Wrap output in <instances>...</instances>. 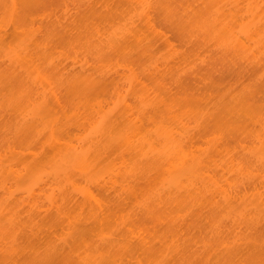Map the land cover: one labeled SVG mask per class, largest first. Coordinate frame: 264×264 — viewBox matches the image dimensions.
I'll return each mask as SVG.
<instances>
[{"label": "bare ground", "instance_id": "6f19581e", "mask_svg": "<svg viewBox=\"0 0 264 264\" xmlns=\"http://www.w3.org/2000/svg\"><path fill=\"white\" fill-rule=\"evenodd\" d=\"M8 1L11 2L10 5L12 7L13 6L12 5V1H10V0H0V4L1 5H2L3 2L5 3V5L3 4L4 5L3 9L7 8L5 6H7L6 3H8ZM22 1L25 3L24 0H22ZM168 1L170 3V1H172V0H168ZM184 1L182 0V3L184 5L186 4L188 7H190V5H188V4L192 3L191 1H194V0H190V1L188 0V2L187 1L184 2ZM219 1L220 0H201L200 2L198 1L199 4H196L197 1L195 0L194 2L198 6L197 10H196V8L192 7V4L195 7L194 3H192L191 4V8H193V9L189 10V8L186 7L189 11L187 9H185V10H187V13H185V11L183 10L185 14L183 12H180L181 16L179 15L180 17L178 16V17H176V19L172 15L173 14L178 15V14H176L177 11L173 12V10L176 9L175 8L176 6L180 5V3L177 4L179 2V0H178V2L176 0L177 3L175 2V4H177V5L174 8H172V9L171 8L169 9V7H172V5L170 6L171 3L169 4V6H167L168 4L166 6H164L165 4L163 5V2H161L162 5H157V7L158 6H161V7L163 6V8L159 9L160 8L159 7L157 9H159V10L165 9V11L163 10L162 13H163L164 16H166V18H168V15H169L168 14L169 12H167V15H165L166 14V10L172 11V13H171L172 17L170 16V18H172L174 22H172V20L170 18H169V22L171 21V23H173L172 24L173 27L176 26V20H178V19L180 20V23H179L178 26H180L183 29L180 30L179 29L180 27L178 28V26H177V28L180 31H183L182 32L183 39H181L182 36L179 37L181 42H182V40H185V39H186L185 40L186 43L187 42L188 43L191 42L192 46L194 47V49L195 48L197 49V50H195V52H197V53L200 52V51H202V52L206 51V53L210 54L209 52H211L212 54H215V56H218L220 54L219 56H221L222 58L219 59L221 61H219L218 63H220V62H222V63H220L218 65L219 67H217V65H216V64H218V63H216L218 61V59H217V57H215L217 59V61L214 62L215 64L214 63L210 64L212 62L209 63V61H208L209 65H205L206 66V68H204L205 71L208 69L209 72L207 73V72L204 71L202 73V71H203L202 70L201 71L202 74L200 75L199 72H197L199 70L197 68L198 66L197 67H195L196 65L194 66L195 68H197L196 69L197 71H195V68L191 66L193 64V61H192V64H191L190 61L188 60L189 58H186L187 57L186 55H181V58H179V55H178V57H175L174 60L170 56L172 58V59L171 58L170 59L173 61V63L169 64L168 61H166V63H168V65H170V66L168 68L162 67V66H165V65L159 66V67H162L160 70L158 69L159 71L157 70V68L156 69L152 68L154 66L153 65L151 68H152V70L154 72L157 71L156 73H153V74H156V76L155 75L153 76V74L151 73L153 71L151 69H147L148 65L146 67V70L147 71L149 70V73H147V74L150 75V73H151L152 74L151 76H153L156 79H157V77L161 76V75H159V73L166 74L167 72H165V71H167V70H168L169 73H171L172 69H174V70H176V69H178V70L182 69L183 70L184 69V71H186V68H187V70H190V73L189 74L187 73L188 75L185 74L184 76H186L188 79H190V78L194 79L195 78V80H194L195 82H196V79H197V81H200V82H204L207 79H212L213 80V78H214L213 75H215L214 73L219 74L218 76H222V78H220V80H223V81H221L222 83L224 81L228 80V79H226V80L223 79L224 76H225V78H227L229 76H230L231 79L233 78L235 81H232V82L238 81V82L244 83L246 81V85L245 84H241V85L247 86V87L243 86L245 88L244 92L241 93V95L237 94V95H240L239 98H237L236 97L237 95L235 96L234 93H233V95L236 98H234V96H233V98L235 100L232 103L229 102L231 104H226V102L228 103V101H230V99L228 101H227V99L226 100L225 99H220V101L225 102V103H220V105H219L218 101H216L217 99L214 101L215 103L218 104L217 107H216L217 111L215 113L210 114L212 111L214 112V110L213 109L211 110L210 108H208V109L211 110V112L207 111L208 113L203 109L205 111L204 112L205 114L202 113L203 110L201 112L198 111V109L200 108L199 106L202 105V103L199 106L197 105V103L201 102V100L199 99V101L196 102L197 101L196 97H198V95L196 96V94H197L196 92H195V94L192 93V95H191V93L187 92V89H188V91L190 90L189 87H187V84L189 85L190 83H188V82H191V81H188L187 78H185V80L188 81L187 84L185 83L186 84L185 86L183 85L184 84L183 83L184 79L182 81H180V82L176 79L175 81H178V83H176L174 81L176 87H175V90H172V87L174 85L171 84V85H173L171 88H170V86H171L170 84H169V86H166V84H168L169 82L166 83L165 81H163L165 79V77H166L165 76L163 78V80L159 79L161 77L158 78L160 81H162V82H159V86H160V83H161L162 85L163 84L165 85V90L170 88L169 91H174V92L170 93V97H172L173 99L169 98V94L167 92H166V95L167 94L168 95L166 97H164L163 95H165V94L162 95L163 92L161 93V90H160V93H158L157 91L153 90L154 92H157L158 94H161V97L158 95L160 97V99H157V98L154 99L153 98L154 95L151 94V95H153L152 96L153 100H151L152 102H150V100H147V97L144 96V94L147 93L146 91H148V90H145L146 89L145 88V89H143V91L145 90V93H143V91H142L143 96L140 95L141 97H137L138 101L137 100L136 101H137L138 105H135L137 108H135V106H134L135 110L133 109V107L131 108L132 104L129 105L130 103H128L129 99L131 98L130 95L132 94V92H130V94H129L130 97H127L128 99L125 98L122 101L120 100L122 103H119L120 101L117 102V99L120 98L119 96H117L118 98H116V102L118 103V105L116 107L113 106L114 108L117 109V107L121 106L120 104H123V102L124 101L126 102V100H127V102H126L127 108H126V105L124 103L123 105H125V107L122 105L121 106L122 108L121 109L119 108L120 110L118 109L121 112H117V114L115 112H111L112 114L110 115V112H108V111L106 112L105 111V113H106L105 114L103 111H101L100 106L98 105V103L101 104L102 102L101 101H99V102L96 101V100H100L101 96L103 98V94L100 95L99 99H98V95L100 93H103L104 88L106 90L107 87H104L105 85H107V84L108 85H110V84L112 85L113 83H115L116 82L115 80L117 79L116 77H121L118 80H120V79H122L124 77H122L123 75L120 76L121 74H117L118 72H120L118 70L116 72H114L116 74H112L113 72L112 73H108L110 71V69H108L109 70L108 71L105 68L106 70L105 69H103V70L108 71V72H105V74H104L103 73L104 71L102 70L103 71L102 72L100 70L102 72V74H100V77L93 78L91 72H90V74H87V73H89L88 69L93 70L94 68L93 69L91 67L89 68V66H87V61H86V63H81L79 61L80 57H81L80 56L79 59L76 60L77 62L79 61V63L77 64V62H76L75 65H73V67H72V68H75L74 69L75 70L74 78H70V80H66L67 81L66 82L64 77H62L63 78L62 79L61 78L62 75L60 76L61 80L65 81L64 83L66 84V89H67L68 93H70L69 96L70 97H71V95L74 96L72 101H74V99H76V103L73 102V103L76 104V105L73 104L74 106H76V108L74 109V107H73L74 111L72 110L73 112H75L74 115H73L75 117L74 118L75 120L72 122L73 118H72V116H70V114H72V113L68 114L67 118L71 117L72 120H69L71 124L70 125L68 124V126L66 128H64L65 124L59 123L60 120H58V118H56L57 119V123H59L58 125L54 124L55 122H53V120H56V119L52 120L53 123L49 121L51 123L50 124L48 122V124H50L48 126V127H50V129H48L49 131H48V134L46 135L45 133L42 132L43 129L41 127H39V125L37 126V124L39 122H41L40 119H43V116L41 118H39L40 121L36 123V120L34 119V116H29V115L32 114V111H29V113L31 112L30 114L29 113L25 114V112L22 111L23 109L25 111L26 110L25 108L28 107V106L31 107V108L34 107V105H35L34 104L35 103L34 100L37 97L36 94H35V98H32V97H34V95H33L34 92L31 93L33 95V96H31L29 94L30 91H31L29 89L30 87L28 86L29 90L28 89L26 90L25 88L27 87V84H26V87H25V84H22L19 81H18V84L19 85L22 84L23 86L22 85L21 86L25 87V88L24 89L22 88V90H18L17 88H19V85L15 84L17 81H14V84L17 87V88L15 87V88L18 91H21L20 94L18 92L17 93L14 92V95L16 93V95H18L17 97L20 99V100H17L18 104L19 103L21 104V100L25 99V98H26L25 101H27V99H28L27 102H29L30 104L27 103V102H26L27 104L25 102H23L27 106L26 107L23 106V108H21L22 110L19 108L20 104L16 105V108H17V106H19L18 108L21 110V112H19L18 114L16 112V108H14L15 106L13 107V105L12 106L10 105L11 108H13V109H11L13 111H10V112H12L14 114L16 113L17 115H15V116L12 115L13 117H10V115H8L9 116L8 118H7V115H5L6 116L5 120L8 119L7 122L5 120L3 121V119H0L1 120L0 123H1L2 127L4 126L3 127L4 131L7 133L6 136H8V135L10 136V137L8 136V138H5L4 134H6V133H4L3 136L0 133V187L4 188V187L8 186V188L10 187V189L6 188V190L12 191V192L6 191L7 193L4 194V196L6 195V197H3V198L5 199V202L7 203L8 202L7 199L12 198V197L16 198L17 193L20 192V194H22V195L18 194L20 196H17L18 197L17 199H19V197H21V200L19 199L20 202H24V203L26 202L25 205H27V204L29 205L28 207L31 210H33V212H29V214L33 213L32 215H34L36 213L34 216H41L43 218L52 219V220L54 219L53 220L54 222L57 221L56 224H55L56 227L54 225H51L54 222H52V223L50 222V224H49V226H51L52 229H53V226H54L55 229L61 228L60 224L64 222L63 225L65 227L63 229H61L62 234H63L64 230L68 231V229H69V231H70V232L68 231V233L70 235L68 237H69L70 240L67 239V242H66V239H64V238H67L66 234H68V233H66V231H64L66 234L64 233V235H59V236H62V237H59V236L55 237L56 235H58V233L56 232V234H52L51 233L52 231L49 232L52 229H51V227L48 226L50 228V230L49 231L45 230L46 231L45 233H47L46 237H48V238L51 237L50 238L51 240H52V238H54V239L55 238L56 239L59 238L58 241L57 240L54 241V242H58V243H59V240H62V239L64 240L63 242L60 243V245H58V244L57 245H50L49 248L48 247L45 248V247L41 246V245H43V241H45L47 239H45L46 238L44 236L45 234H43L44 230H41V231H43L42 233L39 231V233L43 234L44 239L42 238L43 240L38 242L41 237L39 239L37 238V240H36L37 247H36V245H34V243H32L33 246H31V247H30V245H32L31 243H29L27 245H28L29 249L32 248L31 252H33V254H37V255L39 254V258L40 259H37L35 257L37 255H34V256L33 255H31V256L27 255L26 258H29V259L24 260V257H25V254H26V253H24V251L26 250V247H27V245H24L25 247L23 246L24 240H25V242H29L30 238H31V240H34V239H36L37 235L41 236V234H37L35 236V238H34V236L32 238V235H35V234H31V236H28L29 238H27V240L24 238V236L20 237V235H19V237H17L18 234H20L19 232H22V234L24 233L23 235H25L26 232H23V231L24 230L28 231V229H24L22 231V229H20L22 227L19 226V225L22 224L24 226L25 223L27 224L29 222H27L26 220H23V221H26V222H22L21 221V224H18L20 222H17V221H19V220H17V221H15V224L13 225L11 223H12V219H14V217L12 219L9 218L11 220L10 221L11 223H10L8 221V217L10 215L4 216L5 218H7V220L5 218H3V216H2V218L4 220L1 218L0 219L1 222L4 221L3 222V224H4L5 221H8L10 224L8 222H6L7 224H9V227H6L8 225L5 223L6 226H5V224H4V226L6 228H4V226H1L2 223L0 222L1 228H4L2 230L5 231L4 232L5 234L0 232L1 235L2 234L5 235L6 240L9 239L8 241H10L12 244H15L16 240H18V239H19V242L22 241L21 242L22 244L18 243V241H17L18 250H17V247H15L16 248L15 252L25 249V250H23L21 252L19 251L20 254H21V257H22L21 258L22 259L21 262H20V260H18V259H20V257H18V255L20 256L19 252L17 254V258L18 259L15 256V259H17L18 262L25 263V261H26V264H31L32 262H33V264L35 262H36L35 264H58V262H59L60 264H64L63 261H65V264H69V263L72 264V262L75 261V264H117V262L120 263V262L123 261V263H120V264H127V263L131 264L130 261H133L135 264H136V262L138 264H142V262H145L143 264H146L147 259H149V261L147 263H149V262L152 263L153 260L155 258H157L158 261L155 259L157 261V262H155L156 264H170V263L175 264L173 262H176V260H177V262L179 261L178 257L175 256V255L178 254L179 252L180 253H185V249L187 250L190 245H194V247H195L196 243L192 242L189 246H187L188 248L183 249V247H181V250H180V245L184 244V242L182 241L184 239H182V238H181L182 240L180 239V241H182L181 242L182 244H180L179 240H178L180 237H178L177 234L175 235V233L178 232V230L174 231V234H172L173 233L172 229H174V227L172 228V226L170 225L171 222H172V217H171V220L169 222V220H164V218L162 219L160 214H162V215L164 214L163 217H165L167 214H168L167 216H170L169 214H172L173 211L169 210L168 207H165V206H166V204H168V205H171L172 208H175V206H174L175 203L173 202V199L175 201H178L179 202L178 204L186 203L185 205L183 204V206H184L183 209L184 210H185L186 207L189 206L188 208L191 209L190 211H193V209L195 210V209H197L199 207L201 208L200 205L203 204L204 200L205 201L207 200L206 204H207L208 207H206V204H203V205H205L206 208H209L210 207L209 204L211 203V200L215 197V199H213V200H214V202H216V204L219 201V203L225 202L227 205L224 206L225 203L224 204L223 203L217 204V205H222V206L220 208H217L216 209L217 211L216 210L215 211L212 210L210 215H213L215 213H216L215 215H217V214L220 215V212H221L222 213V215H221L222 218L226 219V217H223V215H224L223 212L227 211V209H228L227 207H229V212L228 213L226 212L227 214H225L226 216L229 217L230 216L229 215L230 209L232 208V206L230 207V205L237 204L236 205L237 207H235V205H233V207H235V210H233L234 208L232 209L234 212H236L234 214L237 215L236 216L237 219L233 218V215H232L233 213L231 212L230 214L232 215V217L230 216L229 218L230 219L232 218L234 220L231 219L232 221L230 222V221H227L228 219H226L227 224L228 223H230V224L229 225H225L226 223L225 224L222 223V225H220L218 223L219 222L221 223V219L222 218L220 217L221 219L219 218L220 220L218 219L219 222L217 223L216 216L213 215L214 218L216 219L215 222L217 223V225L214 227L213 221H211L214 218L211 217L212 219L210 221L212 223H210L211 225H209V227L213 225V228L211 227V229H212V231H213V229L216 230V232L212 233V231L210 230L211 232L209 233L210 234L209 236L211 237L212 234H216L215 236L213 235L214 237H211V238L215 239L214 241H217V242L215 243L211 238H207L206 236H208V235H205V236L202 235V237H206L208 240L211 239V241H208L209 244L213 243V244L217 245V246H209L210 252H211V253L210 252L209 253L212 255V254H214V252L215 253L217 252L216 255L214 254L213 256H211V255L209 256L208 251H206L207 252V254H206V252H203L202 250H200V248L202 246H204V245H202L203 244L202 239H205V238L201 237L202 239H200L201 241H199V243L202 242L201 243L202 246H200L199 250H196V251H197V254H198V251H200L201 254H203V253L204 254L200 256V253L197 255L196 251H195V253H193V254H196L197 258L195 259V261H194V259H192L189 262L191 264H195V263L196 264H198V263L199 264H212L211 262L213 261L214 264H217L215 260H218V262H219L218 264H220L221 261H222L221 264H264V246L261 243V242H264V240H263L264 238H261L262 240H260V236H264V232L262 230L263 227H264V224H263L262 221H264V220H261V219H263V217L261 215H264V214H261V215L258 214V216H257V211L258 210L262 209V211H264L263 210L264 209V202H263L264 198L262 199V197H259L258 199H253V198H255V196H252L253 197L252 200H254V201L257 200L256 201L257 203H255L253 208H251L252 206H249V205H252L251 203L253 201L251 203H248L251 200H248L249 199L248 197H247V199L245 198V196H248V194H249V192L247 193L246 190H248V189L251 190L252 189L251 191L253 192V190L258 188L259 186H260L259 189L261 187L262 188L264 187V116L263 117H259V116H262L264 114L262 112V111H264L263 110L264 109V102H263V106H261V104H260V101L262 99L261 96L263 97V95H264L263 94L264 93V89H261V88L256 86L258 84V85H260V87L264 88V0H246V2H243L241 0H239V1L234 0L235 2L236 1L238 2V3L236 2V4H231V2H229V0L228 1L226 0V3L229 2V7L225 8V9H224V7H227L228 4L223 6V5H221L222 3L220 4ZM222 1H224V0H222ZM234 1H232V2H234ZM240 2L241 3L243 2V5L244 4L245 5L242 7L241 6L242 4ZM182 3H181V5H182ZM224 4H225V2H224ZM1 5H0V7L3 6V5L2 6ZM182 6L180 8H182ZM214 7H215V9H214ZM177 8H178L179 11H182L179 8V6ZM184 8H185V6H184ZM1 9L2 8H0V10ZM20 9H22V11ZM20 9L17 10V11L18 12L20 11L19 13H22L23 12V8L21 7ZM5 10H3V11H5ZM192 10H193V12L190 13ZM194 10H196V12H194ZM3 11L1 13H3ZM11 12L12 11H10V13ZM30 14H32V13H29V16L33 15V14L30 15ZM186 14H189V15L185 16ZM11 15L12 16H11L10 20H13V19L15 20V18H18V17H14L13 13H11ZM40 15H42V14H40ZM29 16H27V17H29ZM144 16H145V14H144ZM34 17L36 18L37 16H35V14H34V16H32V19ZM189 17H193L194 19H198L199 18L198 19L199 21L194 20L193 18H189ZM147 19L145 18V20H147ZM26 20H28V18ZM37 20H38V18H36L35 21L33 20V22L35 24L36 23L39 24V25L37 24V26H39L38 27V29H39L40 25H41V21L37 22ZM40 20H41V18H40ZM47 20H49V19H47ZM150 21H152L151 18H149V22ZM190 21H192V24L195 23V21H197L195 23V27L196 28L193 27V29H195L194 31H193L192 28L190 29L188 27V25H187L188 24L187 22H189V24L191 25ZM28 22L29 21H25V19L23 18V21L21 19V24H22L21 26L22 27H19L20 28L19 29V28H17V26H15L14 29L16 28V29H19L21 32H24V29H27L28 27H31V28L28 29V32L29 31L30 32L31 31L32 32L37 31V28H36L37 26L35 25L36 27H32L34 23L30 21V23L27 24ZM51 22H53V21H51ZM23 23L25 24V26H27V28L25 26H23ZM31 23H33V24H31ZM144 23H146V21ZM174 23H175V26H174ZM47 24L50 25V27H51L52 23L51 24L47 23ZM149 24L151 25V23H149ZM185 24L187 25V28L186 27H182V25L184 26ZM28 25H30V26H28ZM85 25H87V24H85ZM90 25H92V24H90ZM150 25H148V28H149V30H148L147 24H146V28H147L149 34L152 33L151 32L152 30H150V28L154 27V24H153V26L152 25L150 26ZM21 28H23V31H22ZM33 28H36V30L33 29ZM81 28H83V25H82ZM40 29H39V31H40ZM108 29H110V28H108ZM116 29H117V31H120V30H118L119 29L118 27ZM156 29H157V27H156ZM47 30H49V28ZM84 30H89V29H84ZM97 31H99V30H97ZM117 31L115 30V32H113V33H117L118 34ZM154 31H156V30H154ZM159 31H160V29H159ZM159 31H157L158 34L156 32H154V33H156V35L159 36L158 38H161V41H162L163 37H165L163 39V40L166 39L165 42H163L164 46H165L167 44L166 41L169 40L168 39L169 37L165 35L164 31H163V33H161L162 30L160 31V34H161L160 35ZM195 31H197V32L194 33ZM84 32H86V31H84ZM91 32H93V31H91ZM110 32H109V34H110ZM87 33L88 32H86V34H83V35L84 36L88 35ZM23 34H25V33H22V35ZM93 34H94V32H93ZM99 34L96 35V36L100 37ZM141 34L144 35V33H142V32H141ZM1 35H2V33H1ZM22 35L18 36V37H23V38H21V41H23V39H28L27 36H26V38H24L25 35H23V36ZM48 35H49V38H50L49 32H48ZM54 35L55 34H52L51 37L54 36ZM111 35L113 36V34H111ZM142 35H139V37L141 36V38H143ZM151 35L152 34H150V35L147 34V36L152 37ZM39 36H41V32H40ZM117 36L118 35H114L113 37L109 38V40H108L109 41V45H110L109 48L111 50H115L117 48L118 50H116V51H120V49H121L120 52L122 53V55L124 54L123 56L125 57V56H127V55H125V54H127L126 53V50H127L126 47L127 46L125 45L126 43L123 42L124 45H122V43H120V47L118 48L119 39L117 40V38H115ZM147 36H145V37H147ZM101 37H103V36H101ZM101 37H100V39L104 38V37L103 38H101ZM134 37H135V35L133 37H131V38H134ZM145 37H144L143 40H147V39H145ZM34 38H36L38 40L40 37H34ZM41 38H43V37H41ZM84 38L85 37H83V39ZM137 38L138 37H136V40H139ZM2 39L4 40V37H2ZM44 39H46V37ZM153 39L154 38L152 37V40ZM31 40L33 41L32 38H31ZM37 40H36V42H37ZM81 40H82V38H81ZM96 40H98V38ZM104 40L105 39H103V41L101 40L103 42V43L101 42L102 43L101 46H103V47L98 45L101 48H104V45H105V42H106V40L105 41ZM25 41H27V40H25ZM83 41L84 40H82V42ZM89 41H91V40H89ZM170 41H168V42H170ZM93 42H95V41H93ZM98 42H100V41H98ZM86 43H88V42H86ZM133 43L136 44L137 41H135V39H133ZM141 43H140V45H142ZM171 43H172V41H171ZM20 44H24V43L21 42ZM88 44L90 45V43H88ZM106 44H107V42H106ZM149 44H151V41L149 42ZM47 45H48L47 43H46V45H44V43H43L42 46H47ZM95 45H96V42L94 43V46ZM161 45H162V43L160 45H158V46L154 45L152 47L155 50L156 47H159ZM173 45L171 44V47H173ZM26 46L28 47L27 43H26ZM107 46H108V44L105 45V48H108ZM121 46L125 47V52L122 51V47ZM137 46L139 47V45H137ZM189 46L190 45H188V47ZM129 47H130V45H129ZM167 47H169V46H167ZM193 47H190V48H193ZM29 48L30 47H28L27 49H29ZM34 48H35V46H34ZM76 48H77V46L75 47V49ZM101 48L96 46V48L91 49V50H93V53H95L94 54L95 56L92 57L94 60L96 59L98 61H101V60H104V57H106V58L108 57V50L107 51H105V50L103 51V49L101 50ZM143 48H145V47H143ZM0 49H1V47H0ZM13 49H14V47H13ZM37 49H36V51H37ZM43 49H45V47ZM128 49L130 50V48H128ZM176 49L179 50V47H176ZM194 49H193V51H194ZM5 50L7 51V49H5ZM9 50H10V48H8V51ZM15 50L16 49L13 50V52H12L13 54H14ZM24 50L25 49L18 50L12 56H11L12 53L10 52L9 56H11V57H9L7 55V53L4 51V54L6 53L7 56H5V57L3 56L4 57L3 58V57H1V55H3V54L0 53V60L2 61V59H5V58L9 57L8 59H9L10 62L8 61V59L3 60V61H8L11 64V66H12L14 62L18 63L20 60H22L23 58L26 57L25 54H27V52L25 53L26 50L25 51ZM47 50H49V48ZM177 50L173 49V51H177ZM22 51H23V54L25 53L23 58L21 56L22 55ZM27 51H29V50H27ZM35 52H34V55H36L38 57V53H35ZM103 52H105L104 53L105 56L103 55ZM120 52H116V53L117 54L119 53L118 55H120L121 54ZM130 52H128V53L130 54ZM151 52H153V51H151ZM170 52H171V49H170ZM20 53H21V55H20ZM76 53H79V52H76ZM141 53H143L142 56H144V54H146V53H144V51H142ZM175 53L176 52H174L173 54L175 55ZM178 53H180V51ZM206 53L204 52L203 54H205V56H206ZM28 54H27V56H29V55H30V57L34 56L33 54H31V51H30V54L29 55ZM81 54H82V52L79 53L78 56L81 55ZM203 54H201V55H203ZM42 55L44 56V54H42ZM92 55L89 54V56H92ZM122 55H120V56H122ZM191 55L192 54H190V57H191ZM20 56H21V58H20ZM47 56H50V55L48 54ZM78 56H76V58ZM83 56H84L83 58L85 59L86 58L85 55H83ZM30 57H29V59H30ZM35 57H34L35 61L32 58H31V60H33L35 63L36 62L37 63L42 62L40 56H39L40 59L37 58V57L35 58ZM167 57H168L167 58V60H168L169 56H167ZM208 57H209V55H208ZM88 58H90V60L92 59L91 57H87V59ZM138 58H141V57L138 56ZM143 58H146V56H144ZM143 58H141L142 61L144 60ZM25 59L27 60V58H25ZM37 59L40 60V61L39 62L36 61ZM47 59H43V60H45V62H46V60L49 61L48 57H47ZM209 59H212V58L210 57ZM216 59H214V61ZM72 60L74 61V59H72ZM141 60H140V62H141ZM187 60L189 62H187ZM196 60H197V58H195L194 62ZM1 61H0V64H1ZM52 61H51V63H52ZM105 61H104V63H107ZM146 61H148V60H146ZM8 62L4 64L6 67L10 65V64H8ZM34 62L32 63V61H31L30 63L29 62H27V63L34 64ZM92 62H94V61H92ZM51 63H49V64H51ZM71 63L73 64V62H71ZM71 63L69 62V64H71ZM101 63H103V62H101ZM111 63L113 64L114 62H111ZM150 63H148V64H150ZM157 63H159V62H157ZM182 63H184L183 67H186V68H183V67L180 68V65H183ZM19 64H23V63L19 62ZM90 64H92V63H89V65ZM124 64L126 65V63H124ZM145 64L146 63H144L143 65H145ZM151 64H154V63H151ZM161 64L162 63L160 62L157 65H161ZM52 65H53V67L56 66V68H57V63L56 64H52ZM64 65L60 64V67H62ZM99 65L100 64H96V68L99 67ZM113 65H114V68H115L116 65L115 64H113ZM29 66L30 65H28V67ZM32 66H34V65H31L30 67H32ZM38 66L40 67L41 65H38ZM38 66H34V68H36L38 70L37 72L40 71L38 73V75H39L38 78L40 80V84L42 85L43 83H41L42 82L41 79L43 77L45 79L46 78L49 79V77H50V75L52 73L46 75V72L42 70L43 68L41 70H39ZM43 66H44V63H43ZM103 66L104 65H102V67ZM2 67H4V66H2ZM17 67H15V68L19 69L18 71H21L20 68H22L23 66L20 67L19 65H17ZM92 67H94V66H92ZM15 68L13 67L14 70H15ZM116 68L118 69V67H116ZM148 68H150V67H148ZM4 69H7V68H4ZM27 69L28 68H26V71L30 72ZM65 69H68V68H65ZM119 69H121V68H119ZM52 70H54V69H52ZM97 70L93 74H97V72H98ZM131 70L134 72L133 67L130 69V73L132 72ZM182 70H180V72ZM46 71L50 72L51 70H46ZM67 71H65V73ZM113 71H114V69H113ZM6 72L7 71L5 70L4 73H6ZM41 72L44 73L45 75L42 74ZM62 72H64V71L62 70L61 73ZM69 72H70V70L66 74H68L69 76L72 75V74H69ZM1 73H2V68H1ZM23 73H21V75ZM26 73H25V75H26ZM127 73H129V72L127 71ZM181 73H183V71ZM181 73L178 74V72H177V74L180 77L182 76L184 78V76L181 75ZM206 73L208 75L210 73L213 74V75H209L211 78L210 77L206 78V75H207ZM29 74L32 76L31 73H29ZM133 74H134V77L132 76V78H130V80L134 81L133 78H135V74L136 73H132V75ZM157 74L159 76H157ZM225 74H227V75H225ZM27 75L25 77H27ZM41 75H43V76L40 77ZM101 75H103V77ZM124 75H126V74L124 73ZM141 75H143V74H141ZM216 75H215V79L218 77V76L216 77ZM1 76H2V74H1ZM10 76H11V74L9 75V77ZM15 76H16V78L18 77L17 75H15ZM31 76H30V79L32 78ZM45 76H47V77H45ZM34 77H36V76H34ZM34 77H33L34 80L32 79V81H38L37 83H39V80L35 79ZM54 77H55V75H54ZM167 77H168V75H167ZM230 78H229V80H230ZM10 79L13 80L12 77H10ZM146 79L147 78H145V80ZM153 79H151V80H153ZM215 79H214V83H216L218 81L219 77H218L217 81ZM58 80L61 81L60 79H58ZM58 80H55V81L57 82ZM124 80L123 79H122V81L120 80L119 83L122 84L121 82H123ZM6 81L7 80H5V82ZM133 81H130V84L128 83V81L126 82L128 84H126L124 82L125 87H126V85H129V87H128L129 90L134 89L133 88L134 85L133 86L131 85L132 84L131 82H133ZM247 81H248L249 85H251V86H248ZM251 81H252V83L255 82L254 83L255 85L254 84H250ZM134 82H136V81H134ZM139 82L141 84L144 83V81L142 82V78L140 79ZM155 82H157V80ZM200 82H198V84ZM37 83H36V85H38ZM52 83H55V82H52ZM119 83H117V84H119ZM211 83H213V82H211ZM214 83L212 84L214 87L212 86L210 88H216V85H214ZM48 84L49 85L51 84L49 80H48ZM61 84H60V86L62 87L63 85H61ZM145 84H147V82H145ZM225 84H226V82H225ZM234 84H236V83H234ZM238 84H240V83H238ZM153 85L154 84H152V87H155L156 89L158 88V87L153 86ZM164 85L162 87H164ZM192 85H195V83H192ZM200 85H202V83ZM200 85L199 86L197 85V86L200 88L201 87ZM229 85H232L231 84V80H230V84ZM252 85H253V88H252ZM46 86L47 85H45L43 87H46ZM60 86L58 87L59 89L57 88L59 91H61ZM138 86L139 85H137L135 87L138 88ZM140 86H139V88H140ZM143 86H145V85L143 84ZM219 86H220V84H219ZM219 86H218V89L220 88ZM119 87H120V85H119ZM147 87L149 88L151 86L147 85ZM185 87H187V88H185ZM192 87H194V86H191V89H195V88H192ZM237 87H240V86H237ZM254 87H257L259 90L254 88ZM7 88H8V86H7ZM48 88L50 89V87H48ZM114 88H116V87L114 86ZM117 88L115 90H118ZM120 88H122V87H120ZM120 88H119L120 92L118 91V93H122L121 92L122 90H120ZM223 88H225V86H223ZM240 88H242V87H240ZM2 89L1 90L4 91L3 87H2ZM134 90H136V89H134ZM157 90H159V89H157ZM261 90H262V92H261V95H260V91ZM131 91H133V90H131ZM139 91L140 90L134 91V94H136L135 92L140 93ZM1 92H0V94H2V95H0V96H3L5 92L4 93L3 92L1 93ZM41 92H42V90H41ZM61 92H59V93H61ZM113 92H114V90H113ZM150 92H151V90H150ZM237 92H238V90H237ZM59 93H57V94H59ZM105 93L106 92H104V94ZM115 93H117V92H115ZM118 93L116 95H118ZM151 93H153V92H151ZM6 94L7 95H6L5 99H4V97L3 98L0 97V99L2 100V101H0V103L5 101V100H7V98H8V101L7 102L5 101V103H4L7 106V104H10L13 100L10 101V98H11L10 96L11 95L8 94V93H6ZM39 94H37V95H39ZM48 94H50V93H48ZM48 94H47V96H44L42 98L44 100L40 99V101L42 100L41 102H43V101L45 102V100L47 99L49 101V102H47L48 106H49V104L52 101L58 99L59 96L56 98V96H57V94H56L55 98L53 97L54 99H52L51 97L47 98ZM147 94H149V93H147ZM173 94H175V95L173 96ZM176 94L178 95L177 97H176ZM258 94L260 95V97H258ZM14 95H12V97H14ZM40 95H43V94H40ZM44 95H46V94H44ZM50 95H52V94H50ZM106 95L107 94H105V97H106ZM230 95H232V94H230ZM230 95H229V98H231ZM113 96H114V93H113ZM125 96H127V94ZM125 96H122V97H125ZM30 97L32 98V100L30 99ZM134 97L135 96H133V98ZM154 97H156V96H154ZM174 97H176V99ZM102 98H101V100L103 101L104 98L103 99ZM164 98H166L168 101H170V99H172L171 103H169L168 101H167L168 102L167 103L166 100H163ZM226 98H228V97H226ZM148 99H149V97H148ZM36 100L38 101V99H36ZM37 101H36V104L40 105V104H38V102L39 103H41V102L40 101L37 102ZM13 102H15V100ZM31 102H32V104H34L33 106H30ZM111 102H113V101L111 100ZM111 102H110V104H111ZM133 102H135V101H133ZM23 103L21 105H24ZM58 103H60V101ZM103 103H102V106H103ZM60 104H59V106H60ZM56 105H57V103H56ZM97 105H98L99 108H97ZM206 105H207V103H206ZM6 106H5V108H6ZM8 106L6 108L7 109L6 111L10 110V107H8ZM41 106L42 107L44 106L42 108L43 110H47L48 109V106L45 103H41ZM41 106H35V107L38 108V107H41ZM104 106L111 107L110 105H104ZM205 106H203L202 108H204ZM3 107L4 106L0 104V110ZM46 107H47V109H45ZM68 107L69 106H67L66 108H68ZM197 107H199V108H197ZM103 108H105V107H103ZM40 109L41 108H39V110ZM50 109H51V107H50ZM70 109H72V108H70ZM208 109H206V110H208ZM118 110H116V111H118ZM51 111H49V109H48V115L50 117H51V115L49 113ZM65 111H67V110H65ZM72 111H70V112H72ZM109 111H112V110H109ZM114 111H115V109H114ZM53 113H52V115L54 116L55 113L54 114ZM67 113H69V112H67ZM67 113L65 114V116L67 115ZM113 113H115V114L113 115ZM261 113H262V115H260ZM208 114H210L211 116L210 115L208 116ZM33 115H35V113ZM242 115H245V117H244L245 120H243L244 118L242 117ZM3 116H4V114H3ZM205 117H206L205 120L207 121L209 119L208 120L209 122L206 123V121L203 120ZM0 118H2V116H0ZM200 118H202L201 121H199ZM241 118H243V119H241ZM238 119H240V120H238ZM3 122H6V123L3 125L2 124ZM34 122L36 123L37 128H39V129L41 128L42 131L38 130L39 131L38 132L37 130H33V127L34 128L36 127V126H33V125H35ZM201 122H202V125H201ZM203 123H205V124H203ZM210 123H212V124H210ZM52 124H54L53 125V126H55L54 128L51 127ZM252 124H253V126H252ZM41 125H43V123H41ZM60 125L63 126V128L60 127ZM213 125L216 127V129L215 128L213 129L214 132L217 131L216 133H220L221 134L220 135V139H222V134L223 133L219 132L217 130V128L218 129L229 128L230 132H232V134H231L232 136L229 135L230 139H231V137L233 138V134L234 135L237 134L241 138V140L243 142V145H244L243 139L247 138V136H252L253 135L252 138H253L254 144H253V142H251L252 145H253V148L252 149L249 148V150L248 149L246 150L245 147H243L245 149V153H247L246 154L247 156L245 155L246 157L243 156V158L244 159L246 158V159L242 160V158H240L239 160H242V162H239V161H237V158H236V162H239V164H238V163H236V162H234L232 160L233 158H231L233 163H231V161H230L229 164L227 165V169L232 168L235 165L234 163H236V165H237V166L235 165L232 168V170H231V172H234V175L238 174V176L235 175V178H234V176L232 177V178H234V181L237 179V182L235 181V186H233V187L228 182L229 179H230L229 178L230 176L228 177V170H226L227 172H225L224 167L222 168V166L217 164L215 159L211 155L203 156L204 158L210 156L211 159L210 158H206L207 159L206 160L203 157L201 158L199 155L194 154V155H196V156H194L193 153H192L194 147L198 148V147H196L197 141L195 140V135L196 134H201L202 133L201 132L202 129H204V130H207V129H210V128L212 129L214 127ZM247 125L251 126V127L248 129ZM254 125L258 126V128L260 127L261 129H258ZM56 127L61 128L63 130V131H60L61 129L59 130L61 135H62L61 132H65V131L68 132L69 130L71 131L73 128L75 130L77 129L79 132H77V131L76 132L77 133H81V135L78 134L77 137L76 136L71 137L73 139H74V137L77 138L75 143L66 142L65 140L62 139V136H59V137L57 136V134H56L57 132L55 133V135H54V133L50 132L51 129L53 130ZM208 127H210V128H208ZM254 127L256 128V130L258 129L257 130L258 132L255 130ZM32 130H33V132H32ZM75 130H74V132H75ZM35 131L37 133L34 134ZM2 133H3V131H2ZM51 133H52V135L50 137L49 134H51ZM65 133H63V135ZM82 133H83V135H82ZM254 133H256V134H254ZM40 134H42V135L45 134L42 137L44 139L50 138V141L49 140H45L46 145H47L46 150H44L45 148H43L44 146L46 147V145H43L45 142L42 143L43 147L40 146V148L42 147V149H43V151H45V153L44 152L43 153L39 152L40 156L39 157L37 156V155H39V153H38L33 158V157H29V156H31V154H32V156L35 154L32 151H31L32 153L28 152L30 155H25V156L21 155V153L19 152L20 156H18L19 153H17L16 150H15V149H17V147L18 148L21 147L24 150L30 151L31 147L36 145L35 146V149H36L37 145H41V143H39L40 142L39 140L41 139L42 135H40ZM45 136H46V138H45ZM248 138H249V141H252L251 140L252 138H250V137H248ZM9 139L15 140L14 142H16L17 144L13 143V142L12 143L9 142ZM44 139H43V141H44ZM73 139H71V140H73ZM228 139H229V137H228ZM37 142H38V144H37ZM48 142H49V145L47 144ZM10 143L12 145H10ZM251 146H249V147H251ZM14 147H16V148H14ZM221 148L222 147H220V149ZM200 149L202 150L203 148H199L198 151H200ZM205 150H207V149H205ZM219 150H215V148H214V149L210 150V152H219ZM220 151H222V149ZM208 152H209V149H208ZM222 152H220L221 156H222ZM8 153H9V155H8ZM220 153H217L216 156L220 155ZM245 153H243V154H245ZM16 155H17V157H14ZM197 156L200 158V160H199V158ZM8 158H10V159H8ZM13 158L17 159L18 161H16V163H15ZM30 158H31L32 161L30 160ZM202 159H204V160H202ZM8 160L11 163L13 162L15 164H11L10 162L8 163ZM22 161H24V162L27 161V162L23 163ZM214 161H215V163H214ZM20 163H23V165L20 164ZM230 163L233 166H231L229 168L228 166H230ZM251 163H252L253 166L251 165ZM253 163H255V164H253ZM16 164H20L21 166L18 165L17 166L18 169H17ZM116 164L118 166H116ZM208 164H210V165H208ZM214 164H217L216 167H219V166L220 167L216 168V169H213L214 166H215ZM257 164L259 166H257ZM13 165H15V166L13 167ZM254 165H255V167H258L260 169L257 172H256L255 169H258V168L253 169L257 174L252 169H250V168L254 167ZM202 166H203V168L205 167L206 169L208 167L212 168L213 171L219 169V172H220L221 170H223V173L225 172L224 174H227V176L224 175L222 172L219 173L218 171H215L216 174L213 173V175H212L211 174L212 172L208 173V171L207 170L205 171L204 170L205 168H204L203 172L211 174L212 177L210 175H206L205 176V174H203V172H201L202 171ZM248 168L250 170H252V172L249 171ZM253 173H255V174H253ZM214 174H215V176H214ZM220 174L223 175V176H221ZM219 175L222 177V178L220 177L221 179L219 178ZM224 176L226 178L228 177L226 183H229L230 185H227V184L225 185ZM236 176L238 178H236ZM215 177H217V178H215ZM10 179H11L13 184H11ZM219 179L220 180L224 179V182L220 181ZM8 181H10V182L9 183H5V182H8ZM219 181L221 183H219ZM232 181H233V179L232 180L230 179V182H232ZM218 183L221 184L222 186H220ZM5 184H7V185H5ZM9 184L11 186L13 185V187H11ZM14 187H16V190L18 191L17 193H15ZM233 188L235 189V193L237 194V196H239L241 194V192H242V197L243 198L241 199V201H240L241 196H240V198L239 197L237 198L235 196L237 199L234 197L235 193L232 192ZM4 190H5V188H4ZM226 190H227V192H228V190L229 191L232 190L231 192L234 193V195L231 194V192L227 193ZM245 191L247 193L246 195L244 194ZM239 192H240V194H238ZM10 193H13V195L14 194H16V195L12 196ZM218 194L219 195L221 194L220 196H222V197H220V198L216 197V196H218ZM224 194H226V195H224ZM229 194H231V195H229ZM227 195H229V199H230V196L233 195L234 198L233 197L232 198L235 201H233L232 199H230V200L226 199ZM201 198L204 199V200H202ZM221 198H223V199H221ZM4 199H2V198L0 199L2 201V202L0 201L1 202V204H0V216H1V214L2 215L6 214V211H7L5 209V208H7V206L6 207H2L1 206V205H5L6 204L5 202H4L5 204H3ZM200 199L202 201H199ZM216 199L218 201H216ZM219 199H221V201ZM243 199H245V200H243ZM259 199L260 200L262 199L261 202H258ZM197 200L199 202H197ZM213 200H212V202H213ZM237 200H239L240 203H237ZM170 201H172L171 204L169 203ZM195 201L198 204L197 208H191V207H196V206H194ZM205 201H204V203H205ZM230 201H231L232 204L230 203V205H229L228 203ZM245 201L246 202L248 201L247 202L248 204ZM11 202L14 204V206H12L13 204H11ZM241 202H242V204L243 203L244 204L246 203V204L242 205ZM190 203H192V206H190L191 205ZM199 203H201V204H199ZM213 203H211L212 205L211 204L210 205L211 206L215 205ZM18 204H19V208H20V205H22L23 203H18ZM172 204H173V206H172ZM238 204L240 206H243V207L241 208ZM131 205H133V209L130 207ZM186 205H188V206H186ZM246 205L249 206L250 210H247L248 207ZM259 205H263V208H259ZM10 206H12L13 209H15L14 212L16 211V209H17V211L21 210V209L18 210L17 206L12 201V199L10 200ZM244 206L246 207V210L244 209L245 208ZM24 207H26L27 208L26 210L29 211V208L27 206H24ZM73 207H75L76 209H73ZM222 207H223V209H222ZM238 207H239V209H238ZM70 208H72V209H70ZM163 208H165L163 210L164 212L161 211V209H163ZM166 208H167V210H169L168 212H166L167 211ZM188 208H186V209L189 210ZM202 208H204V206H202ZM224 208H226V210H224ZM4 209H5V211H4ZM69 209L70 210H74L75 214L80 212L79 215H82L84 213L83 215L85 216V219H84V216H78V215L75 216V214H74V217L75 218L78 217V220L80 218H81L80 221L82 219L85 220V221L82 220L84 222L83 225H82V221L80 222L81 225L79 223L80 227H77L75 225L76 224V223H74V222H76V221H74L75 218H69L70 213H67V212H70ZM128 209L131 210V212L128 213V211H129ZM236 209H237V211H236ZM240 209H242V212L243 211L244 212H246V211H248V212L250 211L251 212V210H252L253 213H254V211L256 209V211H255L256 214L254 213L255 214L254 215L251 212V215H253V217L257 216V219H258V217H260V221L257 220L256 218H252V217L250 218L251 215L244 214V212H243V214L247 215V218H245L246 216L242 217V214H240V213H242ZM75 210H77L78 212L77 211L75 212ZM187 210H185V211H187ZM208 210H211V209L209 208ZM82 211H83V213H82ZM84 211H86V213ZM7 212L11 213L10 211H7ZM209 212L210 211H208L207 213H209ZM258 213H260V212L258 211ZM262 213H264V212H262ZM32 215L27 217V219L29 218L28 220L30 222L34 223L35 219H34V221L32 220L33 219ZM219 215H217V217H219ZM238 215H240V216H238ZM31 216H32V218H31ZM10 217H12V215ZM234 217H235V215H234ZM30 218H31L32 221L30 220ZM55 218H56V221H55ZM64 218L65 219L69 218V219L65 220L66 221L65 222ZM168 218H170V217H168ZM248 218H250V219L248 220ZM70 219L71 220L73 219L72 222L70 221ZM14 220H16V219H14ZM161 220L165 221V224H166L165 226H163L164 222L160 223ZM166 221L169 224H167ZM37 222H35V223L36 224L40 223V221L38 223ZM58 222H60V224H58ZM68 222H69L70 225L67 224ZM154 222L158 223V225H161V226L158 227L161 230V232H159V233L163 234L165 232L164 233L165 235H163V236H165L168 239V240L166 239L167 241L165 239H164L165 241L164 240L162 241V239L164 238L163 237L162 239H160V241L157 240V242H155L156 239H158L159 237H162V234L158 235L157 231L159 229L157 227L155 229L153 228L154 229L153 231L148 229L149 224L154 223ZM16 223L18 225H16ZM65 223L67 225H65ZM36 224H34V225H36ZM39 225L42 228V226L46 225V222L43 225L41 223ZM39 225H37V227ZM59 225H60V227H59ZM87 225L88 226L90 225V227L93 228V230L95 231L94 233L97 232L96 230H99L97 233H99L101 231L100 232L101 236L98 235V237H97L98 239L95 238V236H97V233H96V235L93 236L96 240L90 239L89 236H88V232L86 231V226ZM172 225H175V223L174 224L172 223ZM29 226L30 225H28L27 227H25V226L24 227L28 228ZM67 226L69 227L68 229L66 228ZM15 227H16V230L19 229L18 230L19 232L16 235L14 234L16 232V230L14 229L15 230L14 231L13 229H11V228H15ZM161 227H163V228H161ZM165 227L169 228V230L166 229ZM7 228L8 229L10 228L9 231L13 230L14 232L10 231L9 232L10 235H9L8 232L6 231V230H8ZM35 228H36V226H35ZM175 228H176V226H175ZM223 228L228 229L230 234L232 233L231 230L232 231L233 230L238 231L237 229H239V231H241L240 232V236L238 235L239 232H237L238 234H236L235 233L236 231L235 232L233 231V233L236 234V235L235 234L233 235L234 237L236 236L234 238L233 236H230L229 234H226V233H229L228 230H227V232L223 233V234H224V236L227 235V236H225L227 238H229L228 236H230L231 238L233 237L232 238V242H229L231 240V238H229L230 240L228 239L229 241H227V238H225V240H224L221 237ZM29 229L32 230L34 228H29ZM36 229H38V228H36ZM36 229H34L32 231L37 232ZM163 229H165L166 231L162 232ZM155 230H156V234H153L155 236L154 237H153V235L150 236L149 233L155 232ZM259 230H262L263 233L260 232ZM6 232H7V234H6ZM242 232H247L249 234H244ZM259 232L262 233L263 235H261ZM168 233H169L168 236H171V234H172V235H174V237H167ZM257 233H259L260 235L257 234ZM48 234H50V235L52 234L54 236H49ZM180 234L181 233H179V235ZM11 235L13 237H11ZM28 235H29V233H28ZM15 236L17 237L16 240H15V238H16ZM64 236H66V237H64ZM155 237H156V239H154ZM175 237H177V239ZM171 238H173L175 241H177L178 244H176L177 242L175 244H173L175 241H173ZM169 239L172 240L171 247H170L171 243H169V242H171V240H169ZM51 240H50V242H51ZM34 242H35V240H34ZM52 242H53V240H52ZM160 242H163L164 244H162ZM165 243H166V245H165ZM189 243H187L186 245H188ZM16 244L12 245L11 247L17 246ZM19 245H21V246H19ZM155 245L159 246V247L161 245H163L162 247H160V249H163V248L165 249V248H167V246H169L170 248L165 249V250L163 249L164 250V252H163L164 255L161 252L159 254H162V255H158V253H155L156 248H157ZM197 245H199V244H197ZM207 245L205 244L206 248L208 247ZM22 246L24 247L23 249H22ZM172 247H174V248L177 247L178 249L177 248L176 249L179 250V252H176V249H174ZM211 247H212V249H211ZM13 248H12V253L14 252ZM43 248H45V249H43ZM217 248H218V250H217ZM160 249L157 248L156 252H158V250H160ZM196 249H198V248H196ZM36 250H40L41 252L37 251L38 252L37 253ZM60 250H61V252H60ZM136 250L137 251L139 250L140 252H137ZM173 250H175V252H176V253L174 252L175 254L173 253ZM190 250L188 249V251H186L188 256H189L190 253L192 254V252L194 251L192 249L191 250L192 252H190ZM42 251H44V252L42 253ZM47 251L49 252V255H47L48 254ZM62 251L73 252V253H75L76 256L75 257L71 256L70 260L68 261V259H65V258H68V256H65L64 254H62ZM181 251H183V252H181ZM169 252H171L170 253L171 257L172 258L174 257V259L169 257ZM16 253H13V254H16ZM134 253H136V255L138 253V255L136 256ZM166 254H168V255H166ZM55 255H56V257H55ZM157 255L161 256V258L160 257H156ZM185 255H186V253H185ZM185 255L183 254L182 256L184 257ZM138 256L141 257V258H139ZM165 256H166L167 259L165 258ZM178 256L180 257V255H178ZM194 256L195 255H193V257ZM31 257L32 258L34 257V258L32 259ZM52 257L55 258V259L58 258V257H60V258L57 259L58 262L56 263V261H54V259ZM176 257H177V259H176ZM71 259L72 260L74 259V260L72 261ZM17 260L15 261L16 263H17ZM23 260H24V262H23ZM40 260H41V262H39ZM59 260H61V262ZM171 260H173V261L169 262ZM2 261L3 260H0V264H5L6 263V262L4 263ZM124 261H127V263L126 262L124 263ZM163 261H165V262H163ZM181 262H184V261L181 260ZM186 262H188V261L186 260ZM186 262L185 263H180V261H179L180 264H186ZM193 262H195V263H193ZM13 263L14 262L6 263V264H13Z\"/></svg>", "mask_w": 264, "mask_h": 264}, {"label": "rangeland", "instance_id": "374dc122", "mask_svg": "<svg viewBox=\"0 0 264 264\" xmlns=\"http://www.w3.org/2000/svg\"><path fill=\"white\" fill-rule=\"evenodd\" d=\"M10 1H12V7H11V2H9L8 1V3H6L7 4V6H5V7H7V8H4L3 9V7H4V5H5V3L3 2L2 3V7H0V8H2L1 10L3 11V10H5V11H3V13H1L2 11L0 10V47H1V49H0V53L1 54H3V55H1V57H5V56H9V53L11 52H13V50L14 49H16L15 50V52L16 51H18V50H21V49H25L24 51H25V53L27 52V54L29 53L30 54V51H31V54H33L34 55V52L36 51V49H37V51L35 52V53H38V57L36 56V55H34V56H32V57H30V55L29 56H27V54H25V58H27V60L25 59V58H23L24 57V54H23V51H22V55H21V53H20V55L22 56V60H20L19 62L20 63H23V64H19V62L17 63H13V67L15 68V67H17V65H19L20 67H22V68H20V70L21 71H18L19 69H16L15 68V70L13 69V67L11 66V64L9 63L10 61H9V57H11L12 55H14L15 54V52H14V54L12 53L11 54V56H9L8 58H5V59H2V61H1V64H0V73H1V68H2V76H1V74H0V92L3 90L2 89V87L4 88V91H2L3 93H4V95L3 96H0L1 98H3L4 97V99L6 98V93H8V94H10L11 96V98H10V101H14L15 100V102H11L10 104H7V106L8 107H10V110H8V111H6L7 109V106L4 104L5 103V101L7 102L8 101V98H7V100H5V101H3V102H1L0 104L1 105H3L4 107L3 108H1V110H0V116H2V118H0V119H3V121L6 119L5 117V115H7V118L9 117L8 115H10V117H13L12 115H17L19 112H21V108H23V106L24 107H26L27 105H25L23 102H27L28 101V99H27V101H25L26 100V98L25 99H22L21 100V104L23 103L24 105H21L20 103V107L19 106H17V108H16V105H19L18 104V101L17 100H20L17 96L18 95H16V93L18 92L19 94H20V92L21 91H18V90H22V88L24 89L25 87H26V84H27V87L25 88L26 90L28 89V86L30 87L29 89L31 90L30 91V95L31 96H33L34 95V97H32V98H35V94H36V98H35V100H34V104H32V102H31V105L30 106H33L34 105V107H26L25 109V111H24V109L22 110L23 112H25V114H28L29 113V111H32V114L31 115H29V116H34V119L36 120V123L37 122H39L40 120H41V122H39L38 124H37V126L39 125V127H41L42 129H43V131H42V129L40 128H37V126H36V123H35V125H33V126H36L35 128L33 127V130H41L43 133H45L46 135L48 134V129H50V127H48L51 123L50 122H52V120L53 119H56V118H58V120H60V122L59 123H63V124H65V126H64V128H66L67 126H68V124L70 125L71 123H70V121L69 120H72L71 119V117H69V118H67L68 117V114H70V113H72V114H70V116H72V118H73V120H72V122L75 120L74 118V113L75 112H73L74 111V109L76 108V106H74L73 104H75L76 103V99H74V101H72V99L74 98V96L73 95H71V97L69 96L70 95V93H68V91H67V89H66V84L64 83L66 80H70V78H74V76H75V68H72L73 67V65H75V63L77 62L76 60H78L79 59V57H80V62L81 63H86V61H87V66H89V68L91 67L93 70H90V69H88L89 70V73H87V74H90V72L92 73V77L93 78H98V77H100V74H102V72L105 74V72H108L109 70L108 69H110V71L108 72V73H112V74H116V73H114V72H116L117 70L118 71H120V72H118L117 74H121L120 76H122V77H124V78H122L124 81L123 82H121L122 84H120L119 82H120V80L122 81V79H120V80H118L119 78H121V77H116L117 79L115 80L117 83H119V84H117L115 81V83H113L112 85L110 84V85H105L104 87H107L106 88V90H105V88H104V90H103V93H100L99 95H98V99H99V97H100V95L101 94H103V98H102V96L100 97V100H96L97 102H99V101H101L102 103H103V106H102V103L101 104H99L98 103V105L100 106V109H101V111H103L104 113H105V111L107 112H110V115L112 114L111 112H115L116 114H117V112H121V111H119L122 107V105L125 103V105H126V108H127V104H126V102H127V100H126V102L124 101L123 102V104H120L121 106L120 107H117V109L116 108H114V107H116L117 105H118V103L117 102H119L120 100L122 101L123 99H125V98H127V97H130L131 96V98L129 99V101H128V103H130L129 105H131V108L133 107V109H134V106L135 105H138V103H137V101H138V98L137 97H141L140 95H142L143 96V93H145V90H148V91H146L147 93H149V94H144V96L145 97H147V100H150V102H152L151 100H153L152 99V96L154 95V96H156V97H154L153 96V98L155 99V98H157V99H160V97H161V94H158V93H160V90H161V93H162V95L163 94H165V95H163L164 97H166L168 94H169V98H172V97H170V93L171 92H174V91H169V89L172 87V90H175V87H176V85H175V83H174V81L177 79L179 82L180 81H182L183 79V85L185 86L186 84H187V82L188 81H191V82H188V83H190L189 85L187 84V87H189V89L191 90H189L188 91V89H187V92L188 93H191V95H192V93H194L195 94V92L197 93L196 94V96L198 95V97H196V99H197V101L196 102H198L199 101V99L201 100V102H199V103H197V105L199 106L201 103H202V105L203 106H205L206 105V103H207V107L205 108H202L203 106L202 105H200L199 107H197V108H199L198 109V111H202L203 109L207 112H211V110L213 109L214 110V112L212 111L210 114H212V113H215L216 111H217V103H215L214 101L216 100V101H218V103H219V105H220V103H225V102H222V101H220V99H227V101L230 99V101H228V103L226 102V104H231L235 99L234 98H239V96L241 95V93H243L244 92V90H245V88L243 87V86H245L246 85V81L244 82V83H241V82H238V81H236V82H232V81H235L233 78L231 79L230 78V76L229 77H227V78H225V76H224V78L223 79H228V80H226V81H224L223 83L221 82V81H223V80H220V78H222V76H218L219 74H217V73H214L215 75H216V77L218 76L219 77V79H218V77L215 79V75H213V74H209V75H213V80L212 79H207L206 81H204V82H200V81H197V79H196V82L194 81L195 80V78L194 79H191L189 76V78L190 79H188L186 76H184L185 74L186 75H188L189 73H190V70H187V68L186 67H183L184 66V63H182L183 65H180V68H186V71H184V69L182 70V69H180V70H182L183 71V73H181L180 72V70H178V69H176V70H174V69H172V71H171V73H169L168 72V70L167 71H165V72H167L166 74H162V73H159V75H161V76H159L158 74H157V76H159V77H161V78H159V77H157V79L156 78H154L153 76L155 75L156 76V74H153V73H156V72H154L153 70H152V68H154V69H156L157 68V70L159 69H161L162 67H166V68H168L170 65H168V63L169 64H172L173 63V61L171 60L172 58H173V60L175 59V57H178V55H179V58H181V55H186L187 57L186 58H189L188 60L190 61V63L192 64V61H193V64L191 65L192 67H194L195 65V67H197L199 70L197 71L196 69L197 68H195V71H197V72H199V74L201 75L204 71H205V69L204 68H206V66L205 65H209L208 64V61H209V63L210 62H212V63H210V64H213L214 62H216L217 61V59H218V61L216 62V63H218L219 61H221V60H219L220 58H222L221 56H219L218 54V56H215V54H212L211 52H209L210 54H208V53H206V51H200V52H195V50H197L196 48L194 49V47L192 46V43L191 42H185V40H182V42L180 41V39H179V37H181L182 36V32L183 31H180V30H182L183 28H181L180 26H178L179 25V23H180V20L178 19V20H176V26H175V23H174V26L175 27H173V23H171V21L169 22V18H170V16H171V13H172V11H168V10H166V14L165 15H167V12H169L168 14V18H166V16H164L163 15V10L165 11V9H162V10H159V9H161V8H163V6L161 7V6H158L157 7V5H162V3L161 2H163V5L164 6H166L167 4V6H169V4H170V6L172 5V7H169V9L171 8H174L177 4H179L180 3V5H178L179 6V8L182 6V8H180L182 11H179L178 10V6H176L175 8L176 9H174L173 10V12H176V14H178V15H175V14H173L172 16H174V18L176 19V17H178L179 15H180V12H183L184 13V11H185V13H187V8H189V10H191V9H193V8H196V10H197V5L196 4H199V2L201 1V0H196L197 1V3L195 4V0L194 1H191L192 3H194V5H195V7L193 6V4L192 3H190V4H188V5H190V7H188L186 4L184 5L183 3H182V0H179V2H178V0H177V2H176V0H172V1H170V3H169V1L168 0H24L25 1V3L22 1V0H10ZM30 1V2H29ZM184 1V0H183ZM185 1H187L188 2V0H185ZM184 1V2H185ZM190 1V0H189ZM199 1V2H198ZM228 1V0H227ZM232 1H234V0H232ZM231 0H229V2H231V4H236V2L237 1H239V0H237L236 2L234 1V2H232ZM241 1H243V2H246V0L244 1V0H241ZM137 2V3H136ZM139 2V3H138ZM167 2V3H166ZM174 2V3H173ZM175 2L177 3V4H175ZM220 2V4L221 5H227V7H224V9L225 8H228L229 7V2L228 3H226V0H224V1H222V0H220L219 1ZM218 2V3H219ZM224 2H225V4H224ZM243 2L241 3L242 5V7L245 5H243ZM22 3V4H21ZM28 3V4H27ZM158 3V4H157ZM181 3H182V5H181ZM238 3V2H237ZM175 4V5H174ZM191 4H192V7L193 8H191ZM219 4V5H220ZM230 4V5H231ZM21 5V6H20ZM25 5V6H24ZM218 5V6H219ZM184 6H185V8H184ZM239 6V5H238ZM14 7V8H13ZM23 8V12L22 13H19L17 10H19L20 8ZM25 7V8H24ZM160 7V8H159ZM187 7V8H186ZM157 8H159V9H157ZM166 8V7H165ZM184 8V9H183ZM167 9V8H166ZM185 9H187V10H185ZM214 9H215V7H214ZM21 11H22V9H20ZM184 10V11H183ZM188 10V11H189ZM196 10H194V12H196ZM10 11H12L11 13H13V15H14V17H18V18H15V20L13 19V20H10L11 19V13H10ZM18 12V13H17ZM193 12V10L190 12V13H192ZM29 13H32V14H30V15H32V16H34V14H35V16H37L36 18H38V20H37V22H40L41 21V25H40V31H39V29H38V27L39 26H37V24L38 23H34L33 22V20L35 21V17L32 19V16H29ZM141 13V14H140ZM162 13V14H161ZM165 13V12H164ZM184 13V14H185ZM28 14V15H27ZM40 14H42V15H40ZM144 14H145V16H144ZM147 14V15H146ZM182 14V13H181ZM19 15V16H18ZM141 15V16H140ZM187 15H189V14H186L185 16H187ZM27 16H29V17H27ZM41 16V17H40ZM149 16V17H148ZM171 16V17H172ZM181 16V15H180ZM179 16V17H180ZM184 16V15H183ZM182 16V17H183ZM195 16V15H194ZM181 17V18H182ZM199 17V16H198ZM23 18L25 19V21H29L27 24H29L30 23V21L31 22H33V23H31V24H33V26L32 27H36L37 28V31H34V32H28V29L29 28H31V27H28L27 28V26H25V22L23 23V26H25L27 29H24V32H21L19 29V27H22L21 25V19H22V21H23ZM28 18V20H26ZM31 18V19H30ZM40 18H41V20H40ZM145 18L147 19V20H145ZM149 18H151L152 19V21H150L149 22ZM168 20H166V19ZM189 18H193V17H189ZM188 18V19H189ZM197 18V17H196ZM30 19V20H29ZM47 19H49V20H47ZM171 20H172V22H174L173 21V19L172 18H170ZM183 19V18H182ZM187 19V20H188ZM194 19V18H193ZM192 19V20H193ZM199 19V18H198ZM198 19H194V20H197V21H199ZM88 20V21H87ZM186 20V19H185ZM184 20V21H185ZM51 21H53V22H51ZM84 21V22H83ZM146 21V23H144ZM197 21H195V23L197 22ZM88 22V23H87ZM191 22V25L189 24V22H187L188 24V27L191 29H193V27L194 28H196L195 27V23H193L192 24V21H190ZM47 23H52L51 24V27H50V25H48ZM82 23V24H81ZM84 23V24H83ZM149 23H151V25L153 26V24H154V27H151L150 28V30H152L151 32L152 33H150V34H152L151 36L154 38L153 40H152V37H150V36H147V34L148 35H150L149 34V32H148V30H149V28H148V25H150ZM182 23V22H181ZM20 24V25H19ZM26 24V25H27ZM85 24H87V25H85ZM89 24V25H88ZM90 24H92V25H90ZM146 24H147V28H148V30H147V28H146ZM36 25V26H35ZM39 25V24H38ZM81 25V26H80ZM82 25H83V28H81L82 27ZM111 25V26H110ZM150 25V26H151ZM156 25V26H155ZM187 25L185 24L184 26L182 25V27H186L187 28ZM15 26H17V28H19V29H14V27ZM28 26H30V25H28ZM54 26V27H53ZM89 28H88V27ZM91 26V27H90ZM110 26V27H109ZM115 28H119L118 30H120V31H117V29L115 28H113V27ZM177 26H178V28L180 29H178L177 28ZM24 27V28H25ZM156 27H157V29H156ZM36 28H33V29H35L36 30ZM49 28V30H47ZM83 30H81V29ZM108 28H110V29H108ZM132 28V29H131ZM22 29V31H23V28H21ZM84 29H89V30H84ZM124 31H122V30ZM134 29V30H133ZM159 29H160V31H161V33H163V31H164V33H165V35L166 36H168L169 38V40L168 41H172V43H171V41L170 42H168V41H166V45L164 46V43L163 42H165V40H163L165 37H163V39H162V41H161V38H158L159 36L158 35H156V33H157V31H159ZM31 30V29H30ZM93 31L94 32V34H93V32H91V31ZM97 30H99V31H97ZM109 30V31H108ZM113 30V31H112ZM115 30L118 32V34L117 33H113V32H115ZM127 30V31H126ZM154 30H156V31H154ZM195 29H193V31H194ZM39 31V32H38ZM82 31V32H81ZM84 31H86V32H88L87 34L88 35H83V34H86V32H84ZM111 31V32H110ZM126 31V32H125ZM156 32V33H154V32ZM160 31H159V34H160ZM179 31V32H178ZM186 31V30H185ZM198 31V30H197ZM197 31H195L194 33H196ZM40 34V32H41V36H39V34ZM48 32H49V34H50V38H49V35H48ZM101 32V33H100ZM109 32H110V34H109ZM141 32L142 33H144V35H142L141 34ZM187 32V31H186ZM189 32V31H188ZM199 32V31H198ZM1 33H2V35H1ZM22 33H25V34H23V35H25V37L24 38H26V36H27V38L28 39H23V41H21V38H23V37H18V36H21L22 35ZM34 33V34H33ZM97 33V34H96ZM100 33V34H99ZM103 33V34H102ZM121 33V34H120ZM133 33V34H132ZM135 33V34H134ZM179 33V34H178ZM200 33V32H199ZM5 34V35H4ZM52 34H55L54 36H52L51 37V35ZM82 34V35H81ZM100 35V37L101 36H103V37H101V38H103V39H105L106 40V42H107V44H108V48H105V45H107L106 44V42H105V45H104V48H101V47H103V46H101L102 45V41H103V39H100V37L99 36H96V35ZM102 34V35H101ZM111 34H113V36L114 35H118L117 37H115V38H117V40L119 39V44H118V48L120 47V43H122V45H124V43H126L125 45L127 46L126 48H127V50H126V53L127 54H125V55H127V56H123L122 55V53L120 52L121 51V49H120V51H116V50H118L117 48L115 49V50H111L109 47H110V45H109V38H111V37H113ZM137 34V35H136ZM142 35V37L143 38H141V36L139 37V35ZM158 34V33H157ZM22 35V36H23ZM132 35V36H131ZM135 35V37L134 38H131V37H133ZM155 35V36H154ZM161 35V34H160ZM164 35V34H163ZM40 37L38 40L36 39V38H34V37ZM94 36V37H93ZM145 36H147V37H145ZM2 37H4V40L2 39ZM33 39V41L31 40V38ZM41 37H43V38H41ZM46 37V39H44ZM83 37H85L84 39H83ZM94 39H92V38ZM98 38V40H96L97 38ZM136 37H138L137 39H139V40H136ZM144 37H145V39H147V40H143L144 39ZM150 37V38H149ZM171 37V38H170ZM49 38V39H48ZM77 38V39H76ZM81 38H82V40H84L83 42H82V40H81ZM35 39V40H34ZM44 39V40H43ZM86 39V40H85ZM100 39V40H99ZM121 39V40H120ZM133 39H135V41H137V45H139V47L135 44V43H133ZM142 39V40H141ZM150 39V40H149ZM181 39H183V36L181 37ZM25 40H27V41H25ZM36 40H37V42H36ZM42 40V41H41ZM89 40H91V41H89ZM102 40V41H101ZM104 40V41H105ZM141 40V41H140ZM155 40V41H154ZM3 43H2V42ZM40 41V42H39ZM88 42V43H90V45L88 44V43H86V42ZM93 41H95L96 42V45L94 46V43L95 42H93ZM98 41H100V42H98ZM132 41V42H131ZM146 41V42H145ZM151 41V44H149V42ZM161 41V42H160ZM21 42H23L24 44H20ZM33 42V43H32ZM92 42V43H91ZM102 42V43H101ZM124 42V43H123ZM142 42V43H141ZM155 44H154V43ZM160 42V43H159ZM26 43H27V45H28V47H30L29 49H27L28 47L26 46ZM38 43V44H37ZM43 43H44V45H46V43L48 44L47 46H42L43 45ZM101 43V44H100ZM140 43L142 44V45H140ZM145 45H144V44ZM162 43V45L161 46H159V47H156L155 48V50L153 49V47L152 46H158V45H160ZM77 44V45H76ZM93 44V45H92ZM153 44V45H152ZM171 44L173 45V47H171ZM21 47H20V46ZM25 45V46H24ZM98 45H100V46H98ZM129 45H130V47H129ZM144 45V46H143ZM188 45H190L189 47H188ZM24 46V47H23ZM33 46V47H32ZM34 46H35V48H34ZM39 46V47H38ZM77 46V48L75 49V47ZM96 46L97 47H99V48H101V50L103 49V51L105 50V51H107L108 50V57L106 58V57H104V60H101V61H98V60H94L92 57L93 56H95L94 54L95 53H93V50H91V49H93V48H96ZM167 46H169V47H167ZM13 47H14V49H13ZM16 47V48H15ZM18 47V48H17ZM26 47V48H25ZM32 47V48H31ZM45 47V49H43ZM122 47V51L123 52H125V47H123V46H121ZM143 47H145V48H143ZM176 47H179V50H177L176 49ZM190 47H193V48H190ZM8 48H10V50L8 51ZM21 48V49H20ZM49 48V50H47ZM128 48H130V50L128 49ZM171 49V52H170V49ZM5 49H7V51L5 50ZM12 49V50H11ZM18 49V50H17ZM78 49V50H77ZM90 51H89V50ZM142 49V50H141ZM173 49H175V50H177V51H173ZM187 49V50H186ZM193 49H194V51H193ZM27 50H29V51H27ZM47 50V51H46ZM186 50V51H185ZM4 51L7 53V55H6V53L4 54ZM49 51V52H48ZM82 52V54L81 55H79L78 56V54L79 53H81ZM88 51V52H87ZM131 51V52H130ZM142 51H144V53H146V54H144V56H146V58H143L144 56H142L143 55V53H141ZM148 51V52H147ZM151 51H153V52H151ZM180 51V53H178ZM191 51V52H190ZM20 52V51H19ZM18 52V53H19ZM33 52V53H32ZM44 52V53H43ZM48 52V53H47ZM76 52H79V53H76ZM93 54H91V53ZM116 52H120L121 54L120 55H122V56H120V55H118ZM128 52H130V54L128 53ZM174 52H176L175 53V55L173 54ZM185 52V53H184ZM187 52V53H186ZM194 52V53H193ZM206 53V56H205V54H203V53ZM41 53V54H40ZM76 53V54H75ZM104 53L105 52H103V55H104ZM141 55H140V54ZM184 53V54H183ZM215 53V52H214ZM42 54H44V56L42 55ZM50 55V56H47V55ZM88 54V55H87ZM89 54L90 55H92V56H89ZM107 54V53H106ZM139 54V55H138ZM173 56H172V55ZM190 54H192L191 55V57H190ZM195 54V55H194ZM201 54H203V55H201ZM43 57H42V56ZM83 55H85V59L83 58L84 56ZM149 55V56H148ZM194 55V56H193ZM197 55V56H196ZM208 55H209V57H208ZM214 55V56H213ZM21 56H20V58H21ZM37 57V58H39V56H40V58H41V61L44 63V66H43V63L42 62H39L40 60H36V61H38L39 63H35L34 61H35V59H34V57ZM76 56H78L77 58H76ZM105 56V55H104ZM138 56L139 57H141V58H143L144 60L142 61L141 60V58H138ZM167 56H169V59L167 60ZM172 58H171V57ZM3 57V58H4ZM29 57H30V59H29ZM35 57V58H36ZM47 57L49 58V61H47L48 59H47ZM51 57V58H50ZM87 57H91L92 59L90 60V58H88L87 59ZM183 57V56H182ZM193 57V58H192ZM200 57V58H199ZM212 58V59H209V58ZM215 57H217V59L215 58ZM31 58L32 59H34V61L33 60H31ZM39 58V59H40ZM95 58V57H94ZM171 58V59H170ZM195 58H197V60L194 62V60H195ZM6 59H8V61H3V60H6ZM43 59H47L46 60V62H45V60H43ZM53 61H52V60ZM72 59H74V61L72 60ZM82 59V60H81ZM107 59V60H106ZM110 59V60H109ZM138 59V60H137ZM165 59V60H164ZM194 59V60H193ZM208 59V60H207ZM214 59H216L215 61H214ZM26 60V61H25ZM90 60V61H89ZM106 60V61H105ZM109 60V61H108ZM140 60H141V62H140ZM146 60H148V61H146ZM187 60V62H189ZM203 60V61H202ZM212 60V61H211ZM32 61V63L34 62V64H29L30 62ZM51 61H52V63H51ZM79 61L77 62V64L79 63ZM92 61H94V62H92ZM98 61V62H97ZM104 61L105 62H107V63H104ZM124 61V62H123ZM166 61H168V63H166ZM8 62V64H10L9 66H5L4 64L5 63H7ZM27 62H29V63H27ZM57 63V68H56V66L55 67H53V65L52 64H56ZM68 62V63H67ZM69 62L71 63V62H73V64L71 63V64H69ZM92 63V64H90L89 65V63ZM101 62H103V63H101ZM111 62H114L113 64H115L116 66H115V68H114V65L111 63ZM117 62V63H116ZM154 63V64H151V63ZM157 62H161L162 64L161 65H157V64H159V63H157ZM207 62V63H206ZM3 63V64H2ZM42 63V64H41ZM48 65H47V64ZM49 63H51V64H49ZM100 64L99 65V67H97L96 68V64ZM111 63V64H110ZM124 63H126V65L128 66H126ZM144 63H146L145 65H143ZM148 63H150V64H148ZM157 63V64H156ZM220 63H222V62H220ZM220 63H218V64H216L217 65V67H219L218 65L220 64ZM59 64V65H58ZM60 64L61 65H64V66H62V67H60ZM95 64V65H94ZM123 64V65H122ZM215 64V63H214ZM28 65H34V66H38V65H41L40 67L38 66V68H39V70H41L42 68V70L43 71H45L46 72V75L47 74H51L50 75V77H49V79L48 78H40L41 79V83H43L42 85L43 86H45V85H47L48 87H50V89L47 87H43L41 84H40V80H39V78H38V73L40 72H37L38 70L36 69V68H34V66H32V67H28ZM50 65V66H49ZM72 65V66H71ZM102 65H104L103 67H102ZM111 67H110V66ZM133 67V70H134V72L132 71L131 73H130V69L132 68L131 66ZM147 65H148V67H150V68H148L147 67ZM154 65V66H153ZM162 65H165V66H162ZM2 66H4V67H2ZM71 66V67H70ZM86 66V65H85ZM92 66H94V67H92ZM143 66V67H142ZM153 66V67H152ZM157 66V67H156ZM159 66H162V67H159ZM172 66V65H171ZM201 66V67H200ZM64 71V72H62L61 73V69ZM102 67V68H101ZM108 67V68H107ZM116 67H118V69L116 68ZM146 67H147V69H151L153 72H151L152 74H153V76H151L152 74L150 73V75L149 74H147V73H149V70L147 71L146 70ZM152 67V68H151ZM200 67V68H199ZM203 67V68H202ZM4 68H7V69H4ZM12 70H11V69ZM18 68V67H17ZM26 68H28L27 70L28 71H30V72H27L26 71ZM54 69V70H52V69ZM65 68H68V69H65ZM72 68V69H71ZM108 70V71H105L106 69ZM119 68H121V69H119ZM129 68V69H128ZM208 68V67H207ZM31 69V70H30ZM65 69V70H64ZM98 71L97 72V74H93V73H95L96 72V70ZM103 69H105V70H103ZM113 69H114V71H113ZM128 69V70H127ZM193 69V68H192ZM5 70L7 71L6 73H4L5 72ZM46 70H51L50 72L49 71H46ZM70 70V72H69V74H72V75H68V74H66V73H68V71ZM74 72H73V71ZM87 70V71H88ZM102 72H101V71ZM127 70L129 73H127V71L125 72V71ZM158 70V71H159ZM203 70V71H202ZM15 71V72H14ZM65 71H67L66 73H65ZM147 71V72H146ZM201 71H202V73H201ZM11 72V73H10ZM24 72V73H23ZM27 72V73H26ZM58 72V73H57ZM164 72V73H165ZM177 72H178V74H180L181 73V75H183L184 76V78L181 76H179L178 74H177ZM180 72V73H179ZM186 72V73H185ZM205 72H209L208 71V69L205 71ZM4 73V74H3ZM9 73V74H8ZM17 75L18 77V79L16 78V76L14 75ZM18 73V74H17ZM21 73H23L22 75H21ZM25 73H26V75H27V77H25L26 75H25ZM29 73H31L32 74V76L29 74ZM42 73V72H41ZM60 73V74H59ZM65 73V74H64ZM107 73V74H108ZM124 73L126 74V75H124ZM132 73H136L135 74V78H133L134 79V81H136V82H134L133 80H130V78H132V76L134 77V74L132 75ZM188 73V74H187ZM206 73V74H207ZM11 74V76L10 77H12V79L13 80H11L10 79V77H9V75ZM42 74H44V73H42ZM99 74V75H98ZM103 74V75H104ZM131 74V75H130ZM141 74H143V75H141ZM4 75V76H3ZM21 75V76H20ZM36 76V77H34V76ZM45 75V74H44ZM53 75V76H52ZM54 75H55V77H54ZM59 75V76H58ZM62 75V76H61ZM103 75H101L102 77H103ZM128 75V76H127ZM131 77H130V76ZM148 75V76H147ZM163 75V76H162ZM167 75H168V77H167ZM204 75V74H203ZM208 75V74H207ZM206 75V78H208V77H210L209 75L207 76ZM225 75H227V74H225ZM6 76V77H5ZM29 76V77H28ZM30 76L32 77L31 79H30ZM43 75H41L40 77H42ZM60 76H61V78L62 77H64V79H65V81L64 80H61V78H60ZM119 76V75H118ZM166 76V77H165ZM177 76V77H176ZM180 78H179V77ZM4 77V78H3ZM33 77L35 78V79H37V80H39V83H37L38 81H32V79H33ZM45 77H47V76H45ZM151 77V78H150ZM165 77V79L163 80V78ZM142 78V82L144 81V85L145 86H143V84H141L139 81H140V79ZM145 78H147L146 80H145ZM154 78V79H153ZM161 80H163V81H165L166 83H168V84H166V86H169V84L171 85V84H173V85H171L170 86V88L169 89H166L165 90V85H164V87H162L163 85L160 83V86H159V82H162V81H160L159 79ZM167 78V79H166ZM179 78V79H178ZM185 78H187L188 79V81L187 80H185ZM193 78V77H192ZM211 78V77H210ZM229 78H230V80H231V84L232 85H229L230 84V80H229ZM50 81V85L48 84V80ZM58 79H60L61 81H59ZM63 79V78H62ZM101 79V78H100ZM151 79H153V80H151ZM170 79V80H169ZM214 79L217 81V79H218V81L216 82V83H214ZM3 80V81H2ZM5 80H7L6 82H5ZM34 80V79H33ZM55 80H58L57 82L55 81ZM157 80V82H155ZM211 80V81H210ZM220 80V81H219ZM13 83H11V82ZM14 81H17L15 84H17V85H19L18 84V81L20 82V83H22V84H25V87H22L23 85L22 84H20L19 85V88H17L16 86H15V84H14ZM63 81V82H62ZM128 81V83L130 84V81H133V82H131L132 84V86H133V88L134 89H136V90H134V89H131V90H133V91H131V90H129L128 89V87H129V85H126V87H125V84H124V82L126 83ZM149 81V82H148ZM178 81H175L176 83H178ZM186 81V82H185ZM228 81V82H227ZM52 82H55V83H52ZM67 82V81H66ZM140 84H139V83ZM145 82H147V84H145ZM155 82V83H154ZM164 82V83H165ZM198 82H200L199 84H198ZM211 82H213L214 83V85H216V88H210V87H212L213 85V83H211ZM225 82H226V84H225ZM36 83L38 84V85H36ZM47 83V84H46ZM57 83V84H56ZM62 83V84H61ZM64 83V84H63ZM128 83H126V84H128ZM186 83V84H185ZM192 83H195V85H192ZM202 83V85H200ZM205 83V84H204ZM222 83V84H221ZM229 83V84H228ZM234 83H236V84H234ZM238 83H240V84H238ZM247 83H248V81H247ZM255 82H253L252 83V81H251V83L250 84H254ZM60 84L61 85H63L62 87L60 86ZM152 84H154L153 86H156V87H158L157 89H159V90H157L155 87H152ZM219 84H220V86H219ZM241 84H245V85H241ZM22 85V86H21ZM52 85V86H51ZM54 85V86H53ZM59 85L60 86V89H61V91H59L58 89V87L57 86ZM118 89V90H115L116 88H114V86ZM119 85H120V87H122V88H120L119 87ZM137 85H141L140 86V88H139V86H138V88L137 87H135V86H137ZM147 85L148 86H151V87H147ZM200 85L201 87L199 88L198 86ZM210 85V86H209ZM220 87L219 89H218V86ZM228 85V86H227ZM236 85V86H235ZM255 85V84H254ZM7 86H8V88L10 89H8L7 88ZM131 86V87H132ZM143 86V87H142ZM191 86H194V87H192V88H195V89H191ZM222 86V87H221ZM223 86H225V88H223ZM237 86H240V87H242V88H240V87H237ZM248 86H251V85H249V83H248ZM257 87H259V88H261V89H264V88H262V87H260V85H256ZM18 89H16V88ZM54 87V88H53ZM187 87H185V88H187ZM207 87V88H206ZM214 87V86H213ZM245 87H247V86H245ZM257 87H254V88H256V89H258ZM13 90H12V89ZM52 88V89H51ZM58 88V89H57ZM119 88H120V90H122L121 92L122 93H118V91H119ZM146 88V89H145ZM154 88V89H153ZM167 88V87H166ZM244 88V89H243ZM252 88H253V85H252ZM2 89V90H1ZM28 89V90H29ZM54 89V90H53ZM110 89V90H109ZM129 91H128V90ZM142 89V90H141ZM143 89H145L144 91H143ZM236 89V90H235ZM25 90V91H26ZM41 90H42V92H41ZM113 90H114V92H113ZM137 90H140L139 92L140 93H138V92H135L136 94H134V91H137ZM150 90H151V92H153V93H151L150 92ZM157 91V92H154V91ZM197 90V91H196ZM237 90H238V92H237ZM243 90V91H242ZM259 90V89H258ZM142 91H143V93H142ZM194 91V92H193ZM1 92V93H2ZM14 92H16L15 93V95H14ZM34 92V93H33ZM59 92H61V93H59ZM104 92H106L105 94H107L106 95V97H105V94H104ZM108 92V93H107ZM114 93V96H113V93ZM115 92H117L118 93V95H116L117 93H115ZM120 92V91H119ZM126 92V93H125ZM128 92V93H127ZM130 92H132V94L129 96V94H130ZM166 92L168 93L167 95H166ZM240 92V93H239ZM261 92H262V90L260 91V95H261ZM31 93H33V95L31 94ZM43 94V95H40V94ZM48 93H50V94H52V95H50V94H48ZM57 93H59V94H57ZM63 93V94H62ZM156 93V94H155ZM233 93H234V95L236 96L237 94H240V95H237L236 97L233 95ZM37 94H39V95H37ZM44 94H46V95H44ZM47 94H48V97L47 98H49V97H51L52 99H54L55 98V95L57 94V96H56V98L58 97V99H56V100H54L56 103H57V105H56V103L54 102V101H50L51 103L49 104V106H48V103L47 102H49L47 99L45 100V102L43 101V102H41L42 100H44V99H42L44 96H47ZM61 94V95H60ZM127 94V96H125ZM151 94H153V95H151ZM193 94V95H194ZM230 94H232V95H230ZM264 94V93H263ZM262 94V95H263ZM0 95H2V94H0ZM12 95H14V97H12ZM29 95V96H30ZM160 97H159V96ZM175 94H173V96H174ZM229 95H230V97L231 98H229ZM260 95L258 94V97H260ZM42 96V97H41ZM109 96V97H108ZM116 96V97H115ZM117 96H119L120 98L119 99H117V102H116V98H118ZM122 96H125V97H122ZM133 96H135L134 98H133ZM162 96V97H163ZM178 95L176 94V97H177ZM233 96H234V98H233ZM17 99H16V98ZM54 97V98H53ZM115 97V98H114ZM144 97V98H145ZM148 97H149V99H148ZM176 97H174L175 99H176ZM192 97V96H191ZM195 97V96H194ZM226 97H228V98H226ZM32 98L30 97V99L32 100ZM101 98L103 99V101L101 100ZM110 98V99H109ZM137 98V99H136ZM193 98V97H192ZM233 98V99H232ZM261 101H260V104H261V106H263V100H264V95H263V97L261 96ZM3 99V100H4ZM36 99H38V101H40V99H42L40 102L41 103H45L47 106H48V109H49V111H53L54 109V113L51 111L49 114L51 115V117L48 115V109H47V107L45 108V109H47V110H43L42 108L44 107H42L41 106V103H39ZM51 99V100H52ZM60 99V100H59ZM107 99V100H106ZM110 101H109V100ZM128 99V98H127ZM134 99V100H133ZM173 99V98H172ZM172 99H170V101H168L166 98H164L163 100H166V102L168 101L169 103H171V100ZM219 99V100H218ZM260 99V98H259ZM69 100V101H68ZM105 100V101H104ZM111 100L113 101V102H111ZM137 100V101H136ZM224 100V101H225ZM0 101H2L1 99H0ZM36 101L38 102V104H40V105H37L36 104ZM60 101V103H58ZM108 101V102H107ZM116 103H115V102ZM119 102V103H122V102ZM133 101H135V102H133ZM203 101V102H202ZM73 102H75V103H73ZM110 102H111V104H110ZM132 102V103H131ZM167 102V103H168ZM194 102V101H193ZM206 102V103H205ZM229 102H231V103H229ZM27 103H29V102H27ZM26 103V104H27ZM69 103V104H68ZM72 103V104H71ZM108 103V104H107ZM114 103V104H113ZM195 103V102H194ZM204 103V104H203ZM30 104V103H29ZM59 104H60V106H59ZM71 104V105H70ZM113 104V105H112ZM196 104V103H195ZM215 104V105H214ZM13 105V107L14 108H16V112H17V114L15 113H12V112H10V111H13V110H11V109H13V108H11V106ZM43 105V104H42ZM66 105V106H65ZM76 105V104H75ZM98 105H97V108H99L98 107ZM104 105H110L111 107H109V106H104ZM125 105H123L124 107H125ZM212 105V106H211ZM5 106H6V108H5ZM35 106H41V107H35ZM60 108H58V107ZM62 106V107H61ZM67 106H69L68 108H66ZM114 106V107H113ZM196 106V105H195ZM202 106V107H201ZM21 109H19V108ZM50 107H51V109H50ZM73 107H74V109H73ZM103 107H105V108H103ZM123 107V108H124ZM216 109H215V108ZM219 107V106H218ZM5 108V109H4ZM31 108V109H30ZM39 108H41L40 110H39ZM58 108V109H57ZM64 108V109H63ZM66 108V109H65ZM70 108H72V109H70ZM104 110H103V109ZM107 108V109H106ZM111 108V109H110ZM120 108V109H119ZM135 108H137L136 106H135ZM208 108H210L211 110H209ZM3 109V110H2ZM9 109V108H8ZM62 109V110H61ZM69 109V110H68ZM112 110V111H109V110ZM114 109H115V111H114ZM119 109V110H118ZM206 109H208V110H206ZM64 110V111H63ZM65 110H67V111H65ZM73 110V111H72ZM116 110H118V111H116ZM135 110V109H134ZM202 111V113L203 114H205L204 112L205 111ZM264 110V109H263ZM3 111V112H2ZM70 111H72V112H70ZM67 112H69V113H67ZM207 112V113H208ZM263 113H264V111H262ZM31 113V112H30ZM29 113V114H30ZM35 113V115H33ZM38 113V114H37ZM52 113L54 114V116L52 115ZM67 113V115L65 116V114ZM115 113H113V115L115 114ZM3 114H4V116H3ZM106 114V113H105ZM109 114V113H108ZM210 114H208V116L210 115ZM260 115H262V113L260 114ZM38 118H36V117ZM43 116V119H40L39 120V118H41ZM211 116V115H210ZM264 116V114L262 115V116H259V117H263ZM4 117V118H3ZM53 117V118H52ZM242 117L244 118L245 117V115H242ZM52 118V119H51ZM243 118H241V119H243ZM33 119V120H34ZM201 119L202 118H200V120L199 121H201ZM206 119V117L203 119V120H205ZM237 119V118H236ZM8 120V119H7ZM7 120H5L6 122H7ZM38 120V121H37ZM209 120V119H208ZM206 121V123L207 122H209V121ZM235 120V119H234ZM238 120H240V119H238ZM243 120H245V118L243 119ZM50 121V122H49ZM0 122H1V120H0ZM6 122H3L2 124L4 125ZM48 122L50 123V124H48ZM53 122H55L54 124H59V123H57V119L56 120H53ZM52 122V123H53ZM41 123H43V125H41ZM47 123V124H46ZM54 124H52V128H54L55 126H53ZM130 124V123H129ZM203 124H205V123H203ZM210 124H212V123H210ZM127 125V124H126ZM132 125V124H131ZM201 125H202V122H201ZM200 125V126H201ZM130 126V125H129ZM210 126V125H209ZM214 126V125H213ZM212 126V127H213ZM248 126V125H247ZM252 126H253V124H252ZM255 127H257L258 128V126H256V125H254ZM4 127V126H3ZM3 127H2V125H1V123H0V133H1V135L3 136V134L4 133H6L5 131H4V129H3ZM46 127V128H45ZM60 127H62L63 128V126H61L60 125ZM73 127V126H72ZM127 127V126H126ZM204 127V126H203ZM211 127V126H210ZM210 127H208V128H210ZM251 126H248V129L250 128ZM254 127V128H255ZM37 128V129H36ZM125 128V127H124ZM202 128V127H201ZM216 129V127L214 126L211 130L210 129H207V130H204V129H202V133L201 134H196L195 135V140L197 141V143H196V147H198V148H193V151H192V153H193V155L194 154H196V155H199L201 158L203 157V156H206V155H211L214 159H215V161H216V163L217 164H219L220 166H222V168L224 167V169H225V172H227L226 170H228V177L232 180L233 179V181H234V178H235V175H237L238 176V174H235L234 175V172H231V170H232V168L236 165V163H238L239 164V162H242V160L244 159L243 158V156H245L247 153H245V149L247 150H249V148L250 149H252L253 148V145H252V143L251 142H253V135L252 136H247V138H245V139H243V141H244V145H243V142H242V140H241V138L237 135V134H233V138L231 137V139H230V136H232L231 134H232V132H230V130H229V128H223V129H218L217 128V130L219 131V132H221V133H223L222 134V139H220V133H216V132H214V130L213 129ZM46 129V130H45ZM61 128H58V127H56L55 129H51V131L50 132H52V133H54V135H55V133L57 134V136L59 137V136H62V139L63 140H65L66 142H70V143H75V141H76V137L78 136V134H80L81 135V133H77V132H79L77 129L75 130L74 128L70 131H65V132H61L62 133V135L60 134V131H63L62 129L60 130ZM258 129H261L260 127L258 128ZM257 129V130H258ZM33 130H32V132H33ZM55 130V131H54ZM60 130V131H59ZM74 130H75V132H74ZM213 130V131H212ZM255 130H256V128H255ZM256 130V131H257ZM2 131H3V133H2ZM77 131V132H76ZM260 131V130H259ZM39 132V131H38ZM258 132V131H257ZM256 132V133H257ZM35 133H37L36 131L34 132V134ZM52 133L51 134H49L50 135V137H51V135H52ZM63 133H65L64 135H63ZM71 133V134H70ZM77 133V134H76ZM256 133H254V134H256ZM261 133V132H260ZM45 134H40V135H42L41 136V139L39 140L40 142L39 143H41V145H37V147H36V149H35V146H33V147H31V150L30 151H28V150H24V149H22L21 147L20 148H18L17 146V149H15L16 150V152L17 153H21V155H30L28 152H34L35 154L32 156V154H31V156H29V157H35L36 156V154H38L39 152L40 153H45V151H43V149H42V147H43V145H46V142H45V140H49L50 141V138H46V136H45V138L46 139H44V138H42ZM7 135V133L6 134H4V136H5V138H8V136H6ZM82 135H83V133H82ZM230 135V136H229ZM73 136H76V137H74V139L73 138H71V137H73ZM226 136V137H225ZM10 137V136H9ZM228 137H229V139H228ZM248 137H250V138H252L251 140L252 141H249V138ZM227 138V139H226ZM43 139H44V141H43ZM71 139H73V140H71ZM11 140V141H10ZM233 140V141H232ZM15 140H12V139H9V142H13V143H16V142H14ZM45 142V143H44ZM221 144H220V143ZM10 143V145H12ZM42 143H44L43 145H42ZM220 145H219V144ZM17 144V143H16ZM37 144H38V142H37ZM48 145H49V142L47 143ZM253 144H254V142H253ZM252 145V146H251ZM40 146H42L41 148H40ZM213 146V147H212ZM222 147L221 149H222V151H220L221 149H220V147ZM249 146H251V147H249ZM16 147H14V148H16ZM243 147H245V149L243 148ZM13 148V147H12ZM43 148H45L44 150H46V148H47V145H46V147L44 146ZM199 148H203L202 150L200 149V151H198L199 150ZM215 148V150H219V152H210V150H212V149H214ZM225 148V149H224ZM205 149H207V150H205ZM208 149H209V152H208ZM42 152H41V151ZM48 150V149H47ZM198 151V152H197ZM228 151V152H227ZM31 152V153H32ZM197 152V153H196ZM220 152H222V156H221V153ZM20 153L18 154V156H20ZM40 153H39V155H37L38 157L40 156ZM217 153H220V155H218V156H216L217 155ZM243 153H245V154H243ZM8 155H9V153H8ZM15 155V154H14ZM196 155H194V156H196ZM247 156V155H246ZM245 156V157H246ZM14 157H17V155L16 156H14ZM198 157V156H197ZM12 158V157H11ZM32 158V159H33ZM199 158V157H198ZM204 158V157H203ZM206 158H210V156H208V157H206ZM206 158H204V159H206ZM212 158V159H213ZM231 158H233L232 160L234 161V162H236V158H237V161H239V162H236V163H234L235 165L233 166V165H231V163H233V161L231 160ZM240 158H242V160H239ZM8 159H10V158H8ZM27 159V158H26ZM25 159V160H26ZM204 159H202V160H204ZM211 159V158H210ZM246 159V158H245ZM244 159V160H245ZM13 160H14V162L16 163V161H18L17 159H14L13 158ZM29 160V159H28ZM30 160H31V158H30ZM199 160H200V158H199ZM201 160V161H202ZM207 160V159H206ZM32 161V160H31ZM209 161V160H208ZM215 161H214V163H215ZM231 161V163H230V166H228L229 168L231 167V166H233L232 168H230V169H227V165L229 164V162ZM10 161L8 160V163H9ZM23 163H25V162H27V161H22ZM29 162V161H28ZM205 162V161H204ZM11 163V162H10ZM15 163H11V164H15ZM23 163H20V164H22L23 165ZM208 163V162H207ZM213 163V162H212ZM244 163V162H243ZM20 164H16V167L18 166V165H20ZM217 164H214L215 166H214V168L213 169H216V168H219V167H216L217 166ZM253 164H255V163H253ZM208 165H210V164H208ZM207 165V166H208ZM251 165H252V163H251ZM15 165H13V167H14ZM21 166V165H20ZM116 166H118L117 164H116ZM212 166V165H211ZM237 166V165H236ZM253 166V165H252ZM257 166H259L258 164H257ZM20 168V167H19ZM205 168V167H204ZM203 166H202V171L201 172H203ZM209 168V167H208ZM204 169L205 171L207 170L208 171V173L209 172H212L211 174L213 175V173H215L216 174V172L215 171H218L219 172V169L218 170H214L213 171V169L212 168H209V169ZM250 168V167H249ZM248 168V169H249ZM255 168H258V167H255V165H254V167H252V168H250V169H255ZM14 169V168H13ZM17 169H18V167H17ZM249 169V171H251L252 172V170H250ZM210 170V171H209ZM246 170V169H245ZM256 170V172L258 171V170H260L259 168L258 169H255ZM254 171V170H253ZM220 172H222L223 173V170H221ZM219 172V173H220ZM224 172V173H225ZM255 172V171H254ZM255 172V173H256ZM208 173H204L203 172V174H205V176L206 175H210L211 176V174H208ZM218 173V174H219ZM223 173V174H224ZM255 173H253V174H255ZM215 174H214V176H215ZM257 174V173H256ZM221 175V174H220ZM219 175V178L221 177V176H223V175H221L220 176ZM224 175H226L227 176V174H224ZM232 175V176H231ZM234 176V178H232ZM236 176V178H238ZM212 177V176H211ZM218 177V176H217ZM217 177H215V178H217ZM227 177V178H228ZM222 178V177H221ZM220 178V179H221ZM224 178H225V185L227 184V185H230L231 184V186L233 187V186H235V181L237 182V179L233 182H230V179H229V183H226V181H227V178L224 176ZM219 179V180H220ZM218 180V179H217ZM10 181H11V179H10ZM10 181H8V182H5V183H9ZM220 181H223L224 182V179L223 180H220ZM219 181V183H221ZM218 183V184H219ZM11 184H13L12 183V181H11ZM223 184V183H222ZM237 184V183H236ZM5 185H7V184H5ZM10 185V184H9ZM220 186H222L221 184H219ZM11 186V185H10ZM11 187H13V185L11 186ZM260 187V186H259ZM259 187L258 188H256L255 190H253V192L251 191V190H246L247 191V193L249 192V194H248V196H245V198L247 199V197L249 198L248 200H251L250 202H248V203H251L252 201V205H249V206H252L251 208H253V206L255 205V203H257L256 201H254V200H252V196H255V198H253V199H258L259 197H262V199L264 198V187L262 188H260L259 189ZM4 188H5V190H4ZM4 188H1L0 187V199L2 198V199H4L3 197H6V195L4 196V194H6L7 192L6 191H8V190H6V188L7 189H10V187L8 188V186H6V187H4ZM228 188V187H227ZM14 189H15V193H17L18 191L16 190V187H14ZM259 189V190H258ZM232 191V190H231ZM231 191H229L228 190V192L230 193ZM246 191H245V195L247 194L246 193ZM8 192H12V191H8ZM226 192H227V190H226ZM227 192V193H228ZM232 192H234L235 193V189L233 188V191ZM231 192V194H233L234 195V193H232ZM12 196H15L16 194H14L13 195V193H10ZM18 194H20V192L19 193H17V196H20V195H22V194H20V195H18ZM231 194H229V195H231ZM238 194H240V192L238 193ZM221 195V194H220ZM219 194H218V196H216V197H222V196H220ZM224 195H226V194H224ZM229 195H227V198L226 199H228V200H230V199H232L233 200V198L236 196L237 198L239 197L240 198V196H241V198H240V201H241V199L243 198L242 197V192H241V194L239 195V196H237V194L235 193V195H234V197H233V195L232 196H230V199H229ZM16 196V198L14 199L13 197L12 198H9V199H7L8 200V202L6 203L5 202V199H4V201H3V204H5V205H1L2 207H6L7 206V208H5L7 211H10L11 213H9V212H7L6 211V214H4V215H2L1 214V216H0V219L2 218V216H3V218H5L4 216H6V215H12V217H8V221L10 222L11 220L9 219V218H13L14 217V219H16V220H14V219H12V223L11 224H15V221H17V220H19V221H17V222H20V223H18V224H21V221L22 222H29V223H27L28 225H30L28 228H25V227H27L28 225L25 223H23L24 224V226L21 224V225H19V226H21L22 228H20V229H22V231L24 230V229H28V231L27 230H24L23 232H26L25 233V235H23L22 234V232H19L18 230H16V227L15 228H11V229H15L16 230V232L14 233L15 235L19 232L20 234H18V236L17 237H19V235H20V237H22V236H24V238L27 240V238H29L28 236H31V234H35V235H32V238H33V236H34V238H35V236L37 235V234H41L43 231H41V230H44V233L43 234H45L44 236L46 237L47 235V233H45L46 231L45 230H47V231H49L50 230V228L49 227H51V226H49V224H50V222L52 223V222H54L52 219H47V218H43V217H41V216H34V215H32L33 213H30L29 214V212H33V210H31L28 206V204L27 205H25V203L24 202H20V200H21V197H19V199H17L18 197ZM233 197V198H232ZM235 197V198H236ZM236 198V199H237ZM12 199V201L15 203V205L17 206V208H18V210L19 209H21V210H19V211H17V209H16V211L14 212V210L15 209H13V207L12 206H14V204L11 202V204H13L12 206H10V200ZM202 199V198H201ZM199 200V201H202V200H204V199H202V200ZM212 199V198H211ZM213 199H215V197L213 198ZM212 199V200H213ZM221 199H223V198H221ZM221 199H219L220 201H221ZM261 199V200H262ZM16 200V201H15ZM212 200H211V203H213L214 202V200H213V202H212ZM243 200H245V199H243ZM260 200V199H259ZM258 200V202H261V200L259 201ZM1 201V200H0ZM198 200H197V202H199ZM205 201V200H204ZM204 201H203V204H206L207 203V200L205 201V203H204ZM216 201H218L217 199H216ZM233 201H235V200H233ZM240 201L239 200H237V203H240ZM2 202V201H1ZM1 202H0V204H1ZM5 202V203H4ZM173 202L175 203L174 204V206H175V208H172L171 207V205H168V204H166V206L165 207H168V209L169 210H171V211H173L172 212V214H169L170 216H165V217H163L164 216V214L162 215V214H160L161 215V218L163 219L164 218V220H169V222H170V220H171V217H172V222H171V226H172V228L174 227V229H172L173 230V233L172 234H174V231H177L178 230V232H176L175 233V235L177 234V236L178 237H180L178 240H179V243L180 244H182L181 242L183 241L184 242V244H182V245H180V250H181V247H183V249H185V248H188L187 246H189L192 242L193 243H196V245H195V247H194V245H190L189 246V250L191 249H193L194 251L192 252L191 250H190V252H192V254L193 253H195V251L196 250H199V248H200V246H202V245H204V246H202L201 248H200V250H202L203 252H206V251H208V253L210 252V248H209V246H217L216 244H213V243H211V244H209V242L208 241H211V237H214L216 234H212V236L210 237L209 235V233L212 231V229H211V227L213 228V225L212 226H210L209 227V225H211L210 223H212L211 221H213V224H214V227L217 225V223L219 222V220L222 218V213L220 212V215L219 214H217V215H219V217H217V215H215V214H213V215H215L216 216V219H217V223L215 222L216 221V219L214 218V216L213 215H210V213L212 212V210L213 211H215L217 208H220L222 205H217V204H221V203H225V202H221V203H219V201L217 202V204H216V202H214L213 204H215V205H213V206H211L210 204H209V208L211 209V210H208L209 208H206V207H208L207 206V204H206V207H205V205H200L201 206V208H202V206H204V208H197V203H196V201H195V204H194V206H196V207H191V208H197V209H193V211H190L191 209L190 208H188L189 206V204L188 205H186V206H188V207H186V208H188L189 210H187L186 208H185V210H187V211H185L184 209H183V204L185 205L186 203H180V204H178L179 202L178 201H175L174 199H173ZM227 202V201H226ZM244 202V201H243ZM246 202V201H245ZM246 202V203H247ZM264 202V201H263ZM9 203V204H8ZM18 203H23L22 205H20V208H19V204ZM28 203V202H27ZM170 204L172 203V201H170L169 202ZM202 203V202H201ZM201 203H199V204H201ZM230 203H231V201L228 203L229 205H230ZM245 203V204H246ZM247 203V204H248ZM191 205L190 206H192V203H190ZM232 204V203H231ZM241 204H242V202H241ZM244 203L242 204V205H245ZM263 204V203H262ZM227 204L225 203V205L224 206H226ZM228 205V206H229ZM233 205H235V207H237L236 205L237 204H233ZM233 205H230V207L232 206V208L230 209V213L232 212L233 214V218L235 219L236 218V214H234V213H236V212H234L233 210H235V207H233ZM239 205V204H238ZM15 206V207H16ZM24 206H27L28 208H29V211L28 210H26L27 208L26 207H24ZM170 206V207H169ZM172 206H173V204H172ZM177 206V207H176ZM240 206V205H239ZM247 206V205H246ZM249 206H247L248 208H247V210H250L249 209ZM262 206V207H261ZM12 207V208H11ZM24 207V208H23ZM132 209H133V205H131L130 206ZM241 208L243 207V206H240ZM245 207V206H244ZM257 207V206H256ZM130 208V209H131ZM171 208V209H170ZM228 209H227V211H224V210H226V208H224V212H223V217H226V219H228L227 221H232V220H234V219H230L229 217L231 216L232 217V215L229 213V217L228 216H226L225 214H227L228 212H229V207H227ZM234 208V209H233ZM258 208V207H257ZM259 208H263V205H259ZM2 209V208H1ZM5 209H4V211H5ZM70 209H72V208H70ZM69 209V210H70ZM73 209H76L75 207H73ZM78 209V208H77ZM165 208H163V209H161V211H163ZM222 209H223V207H222ZM233 209V210H232ZM238 209H239V207H238ZM245 210H246V207L244 208ZM129 210V209H128ZM166 210H167V208H166ZM165 210V211H166ZM169 210H167L166 212H168ZM232 210V211H231ZM241 210V212H242V209H240ZM254 210V209H253ZM261 210V211H260ZM260 210H258L260 213H258V211H257V216H258V214L259 215H261V214H264V213H262V212H264V211H262V209H260ZM264 210V209H263ZM77 210H75V212H76ZM208 211H210L209 213H207ZM217 211V210H216ZM219 211V210H218ZM236 211H237V209H236ZM255 211H256V209H255ZM255 211H254V213H255ZM13 212V213H12ZM78 212V211H77ZM85 213H86V211H84ZM127 212V211H126ZM129 212H131V210H129L128 211V213ZM164 212V211H163ZM227 212V213H226ZM244 212V211H243ZM243 212L242 213H240V214H242V217L243 216H246L245 218H247V215H244V214H248V215H251V212H252V214H254L253 213V211L251 210V212L249 211H246V212H244V214H243ZM3 213V212H2ZM5 213V212H4ZM15 213V214H14ZM67 213H70V216H69V218H75L74 217V210H70V212H67ZM82 213H83V211H82ZM170 213V212H169ZM219 213V212H218ZM250 213V214H249ZM80 214V212H78V213H76L75 214V216H84L83 214L82 215H79ZM256 214V213H255ZM254 214V215H255ZM28 215V216H27ZM30 215H32L33 216V221H34V219H35V221H34V223L33 222H30L28 219H27V217H29ZM234 215H235V217H234ZM32 216H31V218H32ZM238 216H240V215H238ZM257 216H255V217H253V215H251L250 216V218L252 217V218H256L257 219ZM262 217H263V219H261V220H264V215H261ZM16 217V218H15ZM168 217H170V218H168ZM214 218L213 220H211L212 218ZM221 217V218H220ZM228 217V218H227ZM249 217V216H248ZM261 217V218H262ZM2 218V219H3ZM31 218H30V220H31ZM69 218H64V221L65 220H67V219H69ZM220 218V219H219ZM250 218H248V220L250 219ZM6 220H7V218H5ZM81 219V218H80ZM80 219L78 220V217H76L75 218V220L74 221H76V222H74V223H76L75 225L77 226V227H80V225H81V221L82 220H84L85 219V216H84V219H82L81 221H80ZM174 219V220H173ZM219 219V220H218ZM226 219L225 218H222L221 219V223L219 222L218 224H220V225H222V223L223 224H225V225H229L230 223H228L227 224V222H226ZM230 219V220H229ZM237 219V218H236ZM240 219V218H239ZM4 220V219H3ZM23 220H26V221H23ZM31 220V221H32ZM59 220V219H58ZM73 220V219H72ZM72 220L70 219V221L72 222ZM164 220H161V222L160 223H162V222H164L162 225L163 226H165L166 224H165V221ZM211 220V221H210ZM247 220V219H246ZM257 220H259L260 221V217H258V219ZM8 221H5V223L6 222H8ZM14 221V222H13ZM39 222L40 221V223L43 225L45 222H46V225L45 226H42V228H41V226L39 225V224H36L35 222ZM42 221V222H41ZM45 221V222H44ZM55 221H56V218H55ZM85 221V220H84ZM0 222H1V220H0ZM3 222L4 221H2L1 223V226H4V224H3ZM8 222V223H9ZM37 222V223H38ZM49 222V223H48ZM57 222V221H56ZM56 222H54V223H52L51 225H54L55 227H56ZM66 222V221H65ZM70 222V223H71ZM263 222V224H264V221H262ZM9 223V224H10ZM79 223H80V225H79ZM159 223V224H160ZM166 223H167V221H166ZM172 223L174 224L175 223V225H172ZM260 223V222H259ZM7 224V223H6ZM6 224H5V226H6ZM9 224H7L8 226H6V227H9ZM17 223H16V225H18ZM34 224H36V225H34ZM58 224H60V222H58ZM64 224V222L63 223H61L60 225H61V228H57V229H55L54 228V226H53V229H52V227H51V229L52 230H50L49 232H51L52 234H56V232L58 233V235H56L55 237H57V236H59V235H64V231H66V233H68V231H69V227L67 226L66 228L68 229V231L67 230H64L63 231V234H62V231H61V229H63L65 226L63 225ZM67 224H69V222L67 223ZM66 223H65V225H67ZM84 224V222L82 221V225ZM167 224H169V223H167ZM37 225H39L38 227H37ZM60 225H59V227H60ZM70 225V224H69ZM1 226H0V232L1 233H3V234H5L4 232V230H2V229H4V228H6L5 226H4V228H1ZM11 226V225H10ZM32 226V227H31ZM35 226H36V228H38V229H36L35 228ZM49 226V227H48ZM63 226V227H62ZM159 226H161V225H158V223H151V224H149V226H148V229L149 230H151V231H153L156 227L158 228ZM175 226H176V228H175ZM24 227V228H23ZM48 227V228H47ZM82 227V226H81ZM169 227V226H168ZM29 228H34V229H36L37 230V232H35V231H32V230H34V229H32V230H30ZM47 228V229H46ZM65 228V229H66ZM154 228V229H153ZM161 228H163V227H161ZM166 228V227H165ZM8 229V228H7ZM10 229V228H9ZM9 229L8 230H6L7 232H8V234H9V232L10 231H12V232H14L13 230H10L9 231ZM159 230H160V228H158ZM166 229H168L169 230V228H166ZM171 229V228H170ZM157 231V233H158V235L160 234H162V233H159V232H161V230L160 231ZM211 230V231H210ZM227 230L228 229H225V228H223L222 229V235H221V237L225 240V238H227V237H225V236H227V235H225L224 236V234L223 233H226L227 232ZM238 231H236V230H233L236 234H238L237 232H239V236H240V232L241 231H239V229H237ZM263 232H264V227H263ZM262 230H259L260 232H262ZM39 231L41 232V233H39ZM86 231L88 232V236H89V238L90 239H92V240H96L95 238H97L98 237V235H100V232L99 233H97L99 230H96L97 232V236H95L96 235V233H94L95 231L93 230V228L92 227H90V225L88 226H86ZM164 231H166L165 229H163L162 230V232H164ZM233 231L231 230V232L233 233ZM7 232H6V234H7ZM70 232V231H69ZM169 232V231H168ZM213 232H216V230H214L213 229V231H212V233ZM228 232H229V230H228ZM259 232V233H260ZM262 232V233H263ZM1 233H0V260H3L2 262H6V263H10V262H14L15 264H26V261H25V263H20L21 261H22V257H21V254H20V252L21 251H23V250H25V249H23L25 246L24 245H27V244H29V243H34V245H36V247H37V244H36V240H37V238L39 239L40 237V240L38 241V242H40V241H42L43 239H44V237H43V234H41V236H39V235H37L36 236V239H34L35 240V242H34V240H31V238L29 239V242H25V240H24V242H23V246H22V249L23 250H19V251H16L15 252V250H16V248L15 247H17V250H18V243H20V244H22L21 242H19V239L18 240H16L17 239V237L15 238V240H16V242H15V244L17 243V241H18V243L16 244L17 246H13V247H11L12 245H15V244H12L10 241H8L9 239H7L6 240V237H5V235H1ZM28 233H29V235H28ZM65 233V234H66ZM165 233V232H164ZM162 234V237H157L158 239H156V237L154 238V239H156V241L155 242H157V240H159L160 241V239H162L163 237V239H162V241L165 239H167L165 236H163V235H165V234ZM167 233V232H166ZM179 233H181L180 235H179ZM230 234V232L229 233H226V234H229L230 236H233L235 233H233V234ZM242 233H244V234H249V233H247V232H242ZM259 233H257V234H259ZM262 233H260L261 235H263ZM12 234V233H11ZM22 234V235H21ZM50 235V234H48L49 236H54V235ZM71 234V233H70ZM150 234V236L151 235H153V234H156V230H155V232H152V233H149ZM171 234V236H168L169 235V233L167 234V237H174V235H172ZM235 234V235H236ZM259 234V235H260ZM10 235V234H9ZM8 235V236H9ZM67 235V238H64V239H66V242H67V239L68 240H70L69 239V237L68 236H70L69 235V233L68 234H66ZM182 235V236H181ZM202 235H208V236H206L207 238H211V239H207L206 237H202ZM214 235V236H213ZM242 235V234H241ZM39 236V237H38ZM93 236H95V238L93 237ZM101 236V235H100ZM155 235H153V237H154ZM230 236H228L229 238H231ZM11 237H13L12 235H11ZM59 237H62V236H59ZM64 237H66V236H64ZM205 238V239H202V238ZM234 237V236H233ZM232 237V238H233ZM236 237V236H235ZM234 237V238H235ZM9 238V237H8ZM43 238V239H42ZM51 238V237H50ZM50 238H48V237H46L45 239H47V240H45V241H43V245H41V246H43V247H50V245H60V243L61 242H63L64 240L62 239V240H59V243L58 242H54V241H58V239H54V238H52V240H53V242H52V240L50 239ZM176 239H177V237H175ZM184 239V240H182V239ZM229 238H227V241H229L230 239ZM232 238H231V240L229 241V242H232ZM261 238H264V236H260V240H262ZM51 240V242H50V240ZM98 239V238H97ZM173 241H175L173 238H171ZM171 239H169V240H171ZM180 239L182 240V241H180ZM200 239H202V242H203V244L201 245V243H199V241H201ZM229 239V240H228ZM11 240V239H10ZM49 240V241H48ZM164 240V241H165ZM168 240V239H167ZM166 240V241H167ZM172 240H171V242H169V243H171L170 244V247H171V245H172ZM205 240V241H204ZM213 241L215 240V239H212ZM264 240V239H263ZM212 241V242H213ZM177 241H175L173 244H175ZM190 242V243H189ZM205 242V243H204ZM215 243L217 242V241H214ZM160 243H162V244H164L163 242H160ZM159 243V244H160ZM168 243V242H167ZM168 243V244H169ZM187 243H189L188 245H186ZM262 244H263V246H264V242H261ZM10 244V245H9ZM42 244V243H41ZM46 244V245H45ZM176 244H178V242L176 243ZM197 244H199V245H197ZM205 244L208 246L207 248L205 247ZM39 245V244H38ZM49 245V246H48ZM165 245H166V243H165ZM9 246V247H8ZM19 246H21V245H19ZM31 246H33V244L32 245H30V247ZM40 246V245H39ZM156 246V245H155ZM163 245H161L160 247H162ZM176 246V245H175ZM193 246V247H192ZM11 247V248H10ZM35 247V246H34ZM157 248H159L160 249V247L159 246H156ZM155 247V248H156ZM165 247V246H164ZM169 246H167V248H165V249H168V248H170ZM179 247V246H178ZM192 247V248H191ZM12 248H13V250H14V252L13 253H16V254H13L12 253ZM20 248V247H19ZM39 248V247H38ZM45 248H43V249H45ZM157 248H156V251H157ZM172 248H174V247H172ZM177 248V247H176ZM176 248H174V249H176ZM196 248H198V249H196ZM209 248V249H208ZM221 248V247H220ZM219 248V249H220ZM11 249V250H10ZM32 249V248H31ZM31 249H29V247H28V245H27V247H26V250L24 251V253H26L25 254V257H24V260H26V259H29V258H26L27 257V255H37V254H33V252H31ZM40 249V248H39ZM42 249V248H41ZM164 249V248H163ZM163 249H160V250H158V252H156L155 251V253H158V255H162L163 254V252H164V250ZM178 249V248H177ZM176 249V252H179V250H177ZM188 249L186 250L185 249V253H186V255H185V253H178V254H176L175 256H177L178 257V260L180 261V263H185L186 262V260L188 261V262H186V264L188 263H190L189 261L190 260H192V259H194V261H195V259L197 258V255L200 253V256L201 255H203V254H201V252L200 251H198V254H197V251H196V254H193V255H195L194 257H193V255L191 256L189 253V256L187 255V252L186 251H188ZM211 249H212V247H211ZM222 249V248H221ZM34 250V249H33ZM47 250V249H46ZM214 250V249H213ZM216 250V249H215ZM217 250H218V248H217ZM216 250V251H217ZM35 251V250H34ZM39 252L40 250H36V252ZM137 251V250H136ZM18 252H19V254H20V256L18 255V257H20V259H18L17 258V254H18ZM35 252V253H36ZM37 252V253H38ZM41 252V251H40ZM44 251H42V253H43ZM48 252V251H47ZM60 252H61V250H60ZM135 252V251H134ZM137 252H140L139 250L137 251ZM162 253V254H159V253ZM172 252V251H171ZM171 252H169V257H171ZM175 252V250H173V253ZM175 252V253H176ZM181 252H183V251H181ZM213 252V251H212ZM23 253V254H24ZM166 253V252H165ZM172 253V254H173ZM174 253V254H175ZM211 253V252H210ZM209 253V256L211 255ZM217 253V252H216ZM216 253L214 252V254L216 255ZM62 254H64L65 256H68V258H65V259H68V261L70 260V258H71V256H73V257H75L76 255H75V253H73V252H70V251H62ZM135 255H136V253H134ZM142 254V253H141ZM184 254L185 256L183 257L182 255ZM206 254H207V252H206ZM214 254H212L211 256H213ZM47 255H49V252H48V254ZM61 255V254H60ZM137 255H138V253H137ZM136 255V256H137ZM140 255V254H139ZM156 256V257H160L161 258V256ZM164 255V254H163ZM166 255H168V254H166ZM178 255H180V257L178 256ZM15 256H16V258L18 259V260H20V262H18V260L17 259H15ZM29 256V257H30ZM41 256V255H40ZM64 256V257H65ZM142 256V255H141ZM37 259H40L39 258V254L37 255V256H35ZM54 257V256H53ZM52 257V258H53ZM55 257H56V255H55ZM62 257V256H61ZM139 257V256H138ZM137 257V258H138ZM146 257V256H145ZM155 257V256H154ZM177 257H176V259H177ZM32 258V257H31ZM34 258V257H33ZM32 258V259H33ZM58 258H60V257H58ZM58 258H53L54 259V261H56V263L58 262ZM139 258H141V257H139ZM159 258V259H160ZM165 258H166V256H165ZM172 258V257H171ZM15 259V260H14ZM52 259V260H53ZM64 259V258H63ZM75 259V258H74ZM73 259V260H74ZM157 261H158V259L157 258H155ZM154 259V260H155ZM167 259V258H166ZM172 259H174V257L172 258ZM175 259V260H176ZM182 261H184V262H181V260ZM11 260V261H10ZM17 260V263L15 262ZM24 260H23V262H24ZM35 260V259H34ZM72 260V259H71ZM72 260V261H73ZM146 260V259H145ZM153 260V262L151 263V262H149V263H147L148 261H149V259H147V262H146V264H156L155 262H157L156 260L154 261ZM10 261V262H9ZM36 261V260H35ZM60 262H61V260H59ZM71 261V262H72ZM77 261V260H76ZM135 261V260H134ZM173 260H171V261H169V262H172ZM179 261L177 262V260H176V262H173V263H175V264H180L179 263ZM216 261V263L218 264L219 262H218V260H215ZM32 262V261H31ZM39 262H41V260L39 261ZM64 262V264H65V261H63ZM62 262V263H63ZM127 263V261H124V263ZM163 262H165V261H163ZM192 262V261H191ZM5 263V264H6ZM13 263V264H14ZM36 263V262H35ZM34 263V264H35ZM120 263H123V261L122 262H120ZM119 262H117V264H120ZM130 263L131 264H135L133 261H130ZM143 263H145V262H142V264ZM193 263H195V262H193ZM212 264H214V262L212 261L211 262ZM221 263H222V261H221ZM220 263V264H221ZM31 264H33V262L31 263ZM58 264H60L59 262H58ZM70 264V263H69ZM72 264H75V261L74 262H72ZM127 264H129V263H127ZM136 264H138L137 262H136ZM170 264H172V263H170ZM191 264V263H190ZM196 264V263H195ZM199 264V263H198Z\"/></svg>", "mask_w": 264, "mask_h": 264}]
</instances>
